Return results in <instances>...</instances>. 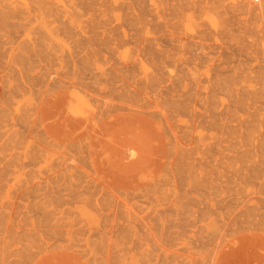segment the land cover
Wrapping results in <instances>:
<instances>
[{
    "label": "rangeland",
    "instance_id": "1",
    "mask_svg": "<svg viewBox=\"0 0 264 264\" xmlns=\"http://www.w3.org/2000/svg\"><path fill=\"white\" fill-rule=\"evenodd\" d=\"M1 1L3 3H1ZM11 1L12 2L15 1L14 5L16 4V6L18 5V7L19 6L20 7L19 8L18 7H14V5H13V3ZM14 1L13 0H4V1L3 0H0V8H1L0 9V86H1L0 87L1 88L0 89V108H1L0 109V142H1L0 143V163H1L0 164V195H1L0 196V200H2V198H3V200L0 201V204H1L0 205V210H1L0 211V215L1 216H5L7 218V220H9V222L11 220V222H10V225H11L10 226V235L12 237H16L13 240V247H14V249L11 246V250H10L11 252H10V256H9V259H10L9 260V264H16V263H18V264H25V263L26 264H35V263L36 264H43V263L49 262L50 260H52V261H50L51 264H63L64 262H65L64 264H71V263L72 264L73 263L74 264L75 263L76 264H80V263L81 264H83V263H87V264L88 263H90V264H105V263H109V262H110L109 264H118L119 263V260H118V255L116 254L117 253V250H116L117 248L114 247V245H112V247L109 246L110 249H111V253H110L109 257L107 256V258H106V254L107 253L105 251H102L101 248H98L99 251H96L95 252V256L92 255V257H93L92 258L91 255H87L86 256V255H83V253H81L80 250L77 251L76 249H82V247H79V246L76 247V244H78V243L79 244L85 243L86 240L93 241V240L96 239L98 241L100 239L101 233L102 232L104 233V230H107L108 231V232H106L108 236L110 235L112 238H114L116 236L115 239L121 240L119 236L120 235L123 236L124 234H122V233H126V232L128 233V230L129 229L130 230H132V229L133 230L140 229L139 222L137 223V226H136V223H132L131 221H129L126 212L130 210L132 214L133 213H136L140 217L143 216L145 214V212H148L147 211L148 208L151 207V206H153V203L155 201V196L156 195H153V193L151 195V192L152 191H147L146 189L149 190V188H153L155 184L153 185V187L151 186V184H153L154 182L155 183L157 182V184H158L157 186H159V189H160V192L157 193V195H159L160 198L162 199V201H164L163 205L161 206L162 208L159 207V208H161V210H164L165 209V212L164 213H169V214L175 215L176 206H174L172 204V202L169 201V199H174L175 197H173V196H177L178 194H181V196H185V197H183L184 200L182 199L183 200V203H184L182 205V209L179 210L182 213L181 212H178L177 217L179 218V216H180V218L179 219L177 218L178 221L176 220L177 222L175 223L176 224V227H177V230H179V231L182 230V231H181V233L179 235H178V233H175L174 234V236H176L177 242L179 240V242L181 241V243H178L177 246H176V244L173 245V246H176V247H173L172 246L173 252H175L177 250L176 252H178V253H175L174 254L173 252H171V253L169 252L168 254L170 256L168 255L169 256V258H168V256L166 257V255H164V252H162L161 249L155 247V245L152 243V241H150V243H152V244H150V248L149 249H152V247H153V249L152 250H149V252H147V250L144 249L141 246V242L139 241V239H134L132 237V234H127V236H124V238H125L126 241L124 240L123 243H121L119 247H123L124 246L125 250L120 251V253L124 252L122 254H125V256L130 257L133 254L139 253L140 250H141L143 252V263L144 264H148V263H150V264H160V263L161 264H163V263L164 264H169L170 261L171 260L173 261L174 258H176V257H178V259L176 261H174V262H177L178 261V263H179L184 258V260L186 259L185 261L183 260V262H185V264H191V262H193V264H199V263L200 264H202V263H205V264H215V263L216 264H218V263L219 264H249V263L250 264L251 263L252 264H264V242H263L264 241L263 240L264 239V215H263L264 214V211H263L264 210V197H263L264 196V181H263L264 180V158H263L264 157V152L262 151V141L264 140V136H263L264 135V132H263L264 131V128H263L264 127V119H263V116H264V0H215V1L214 0H176L177 2L175 0H168V4H171L172 3L173 5L171 4L170 7L168 5L167 13L165 15H162L163 16V19H162V16H156L154 14H152L153 15L152 16L150 12H146V11H142V10L140 12V10H138L135 13L134 11H131V9L128 8V5L124 4V2L126 0H113V1L112 0H110V1L109 0H100V3H99L98 0H70V1L66 0V2H65V0H54V2L53 1L49 2L50 0H45V1L44 0H25L24 2H21L23 0H21V1L20 0H14ZM17 1H18V3H17ZM121 1H123V2H121ZM33 2H35V3H33ZM55 2H57V3H55ZM113 2H114V4H113ZM145 2L148 3V0H146ZM20 3H22V4H20ZM31 3H33L34 5L31 4ZM74 3H77V4L74 5ZM82 3L85 6H82ZM89 3H90V5H89ZM43 4H45V8H44V5ZM60 4H61V7L62 8L59 7ZM62 4L64 5L65 8L62 6ZM48 5L51 6V7H49ZM55 5H57V7ZM68 5H69V7H67ZM113 5H115V6H113ZM121 5H123V6L121 7ZM174 5H175V7L177 9L174 7ZM37 6H39L41 8H38ZM74 6H75V8H74ZM224 6H225L226 9L224 8ZM31 7H32V9H31ZM35 7H36V12H35V9H34ZM17 8L19 9V11H17ZM46 8H47V10H46ZM123 8H124V10H123ZM170 8H171V10H170ZM40 9H41L42 12H45L44 14L47 15V18L50 17L49 19H53V17L49 16L50 14H53L54 17H55V15L57 16V21L55 22V24L57 25L59 23L58 25H61L59 27L57 25V27L59 28V29L58 28L57 29H58V33L60 32L59 33L60 36L62 38H64L65 41H66L65 47L62 44H60V45L57 44L56 45V43L55 42H52V40L50 39V35H48L47 33L43 32L40 29L34 30L35 32H32L28 36V34L24 33V30H23L24 28L19 26V21H20L19 14H21V12L22 13H28V12L30 13L31 12L32 14L35 12L33 14V16H35L36 14L39 15V13H41L40 12ZM74 9H75V11H74ZM172 9L175 10L174 11L175 13L173 12ZM1 10H2V12H1ZM77 10L80 11V12H78ZM92 10H94V11H92ZM176 10H178V11H176ZM26 11H28V12H26ZM83 11H85V13ZM74 12H76V13H74ZM214 12H216V13L214 14ZM132 13H134V14H132ZM72 14L74 15L75 21H74V19H72V17H73ZM90 14H91V16H90ZM111 14H113L116 19ZM79 15L81 17L80 18L81 20H79ZM85 15H87V16L83 18V16H85ZM150 16H152L153 18L150 17ZM164 16H166V17H164ZM61 17L62 18L65 17V18L62 19ZM67 17L69 18V20L67 19ZM87 17L89 18V20L91 22H89V20H88ZM219 17H221V18H219ZM93 18H94V20H93ZM95 18L97 20H99L100 22H98L97 20H95ZM148 18H149V20H148ZM164 18L165 19L167 18V20H168L167 23L165 22L166 20ZM157 19H158V21H157ZM71 21L72 22L73 21L74 22H77V24L76 23H72ZM110 21H111V23H110ZM159 21H161V22H159ZM60 22H61V24H60ZM82 22L85 23V24L83 25ZM71 23L73 25H71ZM87 23H88V25H87ZM116 23H118V24H116ZM120 23H122V24H120ZM53 24L54 23H52L51 25H53ZM138 24L141 27H139ZM142 24H143V26H142ZM120 25H123V26L120 27ZM81 27L84 28V31L85 32L83 31V28H81ZM87 27H89V28H87ZM115 28H117V29L114 30ZM65 29H66V31H65ZM80 29H82L83 32ZM86 30H88V32ZM138 30L140 31V33L138 32ZM150 30H151V33H150ZM154 30H155V32H154ZM37 31H39V32H37ZM75 31L78 34V36L80 35V37H78L77 34H75ZM116 31L118 32V34H117ZM124 31L128 33V38L130 37L129 36V33L130 32H135L136 34H138V35H136V37L140 36V37H138L139 38V40H138L139 43H137V42L136 43L135 42H130V40L125 39L124 34H122V32H124ZM93 32H94V34H92ZM119 32H120V34H119ZM18 33H19V35H18ZM103 33H105V35H103ZM96 34H97V36H96ZM106 34H108V36ZM112 34L115 37V38L113 37V39L110 38V36L112 37ZM223 34H224V36H222ZM37 35H38V37H35ZM83 35H85V36H83ZM116 36H117V38H116ZM31 37H33V40H34L33 42L30 40ZM76 37H77L78 41H77ZM71 38H73L75 42H73V39H71ZM107 38H109V39H107ZM144 38L146 39V40H143L144 42L143 41H140L141 39H144ZM69 39H70V41H68ZM179 39H181V41ZM154 40H155V43H154ZM187 40H188V42H187ZM112 41H113V43H112ZM123 41H124V43H123ZM127 41H129V42H127ZM158 41H159L160 44L158 43ZM69 42H70V44H69ZM116 42H118V43H116ZM141 42H142V44H140ZM133 43H135V44H133ZM78 44H79V46H78ZM132 44L134 45V47H133ZM138 44H140V45H138ZM181 44H182V46H181ZM88 45H90V46H88ZM101 45H102V47H101ZM110 45H111V47H110ZM183 45H185V46H183ZM138 46H139V48H138ZM160 46L161 47L163 46L165 49L161 48ZM18 47H19V49L21 51L18 49ZM37 47H39V48H37ZM199 47H200V49H199ZM13 48H15V50ZM85 48H86V50H85ZM175 48L176 49L178 48V49L176 50ZM205 48H207V49H205ZM54 49H55V52H54ZM90 49H91V51H90ZM106 50H107V52H106ZM196 50L199 51V52H197ZM22 51H25L26 54L23 53ZM85 51H87V53ZM115 52H117V53H115ZM84 53L85 54H88V55L86 56ZM101 53L104 54V56L101 55ZM27 54H29V56ZM39 54H42V55H39ZM70 54H71V56H70ZM72 54H73V56H72ZM173 54H175L176 56H174ZM94 55H97L99 57H97V56L95 57ZM136 55H137V57L138 56L139 57L137 58ZM147 55H149V56H147ZM61 56L63 57V59H61L62 58ZM143 56H145V58ZM179 56H180V58L179 59H176ZM58 57H60L59 58L60 61L58 60ZM84 57H85V59H83ZM38 58H40L41 60L38 59ZM103 58H104V60H103ZM161 58H162V60H161ZM211 58H213V59H211ZM51 59L53 60V63L54 64H52V60ZM96 59H98L99 62H97ZM106 59H107V61H105ZM147 59L149 60V62H148ZM154 59H155V61H154ZM210 59H211V61H210ZM133 60H134V62H133ZM137 60L139 62H137ZM61 61H62L63 64L61 63ZM153 61L155 62V64H154ZM55 62H57V63H55ZM58 62L60 63V66L61 67L59 66ZM106 62H107V64H105ZM85 63H87V64H85ZM116 63H118V64H116ZM44 64H46V65H44ZM111 64H112V66H111ZM73 65L74 66L76 65V66L74 67ZM90 65H91L92 68L90 67ZM92 65H94V66H92ZM151 65L153 66V68L151 67ZM53 66H54V68L56 70L53 68ZM55 66H57V67H55ZM49 67H51V68H49ZM73 67L76 68V69H74ZM156 68H158L159 70L156 69ZM52 69H54V70H52ZM106 69H107V72L108 73L106 72ZM163 69H165V70H163ZM33 70H35V71H33ZM80 70H81V73H77V72H80ZM155 70H156V72H155ZM161 70H162V72H161ZM20 71H21V73H20ZM38 71H40V72H38ZM75 71H76V73H74ZM86 71H88V72L86 73ZM151 71L155 75L152 74ZM58 72H60L62 74L60 75V73H58ZM157 72L158 73L160 72V75L159 76L157 75ZM89 73L90 74H93V75H91V77L93 76L92 79H91V77L88 76ZM103 73L106 74L107 78H105L106 77L105 75L103 77ZM126 73L128 74V76H127ZM36 74H38L39 76L36 75ZM47 74L50 75L52 78H49L50 76H47ZM107 74H109L110 76L112 75L111 76V79H110L109 75H107ZM114 74L117 75L118 78ZM162 74H164V75H162ZM43 75H44V77L45 76L46 77L45 78L42 77ZM151 75H152V78H151ZM177 75H181V76H177ZM63 76H65V77H63ZM73 76H76V77H74L73 80H72V77ZM113 76H115L117 79L115 77H113ZM155 76H157L159 78L157 79V77H155ZM98 77L100 79L102 77L101 81L98 79ZM140 77L141 78L143 77V78L141 79ZM211 77H212V79H211ZM13 78H14V80H13ZM65 78L68 81H66ZM6 79H8V80H6ZM49 79H51V80H49ZM76 79H77V81H76ZM220 79L226 81V82H223L225 84L224 87H223V85H222L223 83H221ZM9 80H11V81H9ZM111 80H113V81H111ZM12 81H15L14 82L15 83L14 84V87H16V88L13 87ZM59 81H61L62 84ZM92 81L93 82L96 81V82L95 83H92ZM117 81H118V83H117ZM128 81H130V82H128ZM28 82L30 84H28ZM46 82L49 83V84H47ZM64 82H66L67 84H65ZM101 82L104 83V84H102ZM138 82H139V85H138ZM63 83L65 84L64 86H63ZM72 83H73V85L76 84V86L74 87L72 85ZM220 83H221V86H219ZM1 84H3L4 86H2ZM8 84H10V85H8ZM37 84H39V86H37ZM94 84H96V86ZM121 84H122V86H120ZM124 84L126 85V87L124 86ZM160 84L161 85L164 84V85L161 86ZM168 84H170V85H168ZM228 84H230L229 85L230 88H228ZM40 85H41V87H40ZM130 85H132V86H130ZM151 85H153V86H151ZM171 85H173V86H171ZM246 85H248V86H246ZM25 86H29V87L27 88ZM32 86H35L36 88L38 87V89H36L35 87L32 88ZM117 86H118V88H116ZM127 86H129V89L127 88ZM82 87L85 88L86 90L83 89ZM159 87H161V88H159ZM225 87H227V88H225ZM12 88H14L15 90L12 89ZM29 88H30V90H29ZM39 88L40 89L43 88V89L42 90H39ZM45 88H47V89H45ZM66 88H68L69 92H68V90H66ZM145 88H146V90H145ZM164 88H167V89H164ZM62 89H64V90H62ZM111 89H112V91H111ZM162 89H164L166 91H164ZM226 89H228L229 92ZM20 90H22V92ZM50 90H51V92H50ZM52 90L54 91L53 92L54 94L52 93ZM61 90L64 93H65V90H66V93L65 94L68 95V93H69V96H66L65 94H63V92ZM115 91H116V93H115ZM139 91H140V93H139ZM162 91H164V92L162 93ZM173 91H175L176 93L173 92ZM20 92L23 95L25 94L24 95L25 98H24V96H22V94H20ZM47 92L48 93L50 92L49 94L50 95L53 94V96H49V94H47ZM56 92H57V94H56ZM61 92H62V94H61ZM83 92L88 93V95L87 94H83ZM91 92H94L96 95L94 93L92 95ZM156 92H158V94ZM28 93L29 94L31 93L33 96H31V94H30V96H26V95H29ZM58 93L61 94V96H60L61 98L60 97L58 98V96L60 95ZM150 93H151V95H150ZM72 94H73V96H72ZM128 94H130V95H128ZM148 94H149V96H148ZM63 95H65V98H64ZM84 95H85V97H84ZM155 95H157V97ZM21 96H22V98H21ZM78 96H81V97L83 96L85 99L87 98L86 99V102H87L86 104L87 105H84L85 106V107H83L84 110H82L81 115L79 114L80 116H82L81 118H80V116L78 114H75L74 113V110H73V107H72V106H75L76 102L74 103V101H77V97ZM14 97H17V98L14 99ZM30 97H31V99H30ZM51 97H53V98H51ZM68 97H70V98H68ZM92 97H94V99ZM158 97H161L162 98V101H164V102L160 101L161 98H158ZM38 98H43V99H41L42 100L41 101ZM56 98H58V100ZM74 98L76 100H74ZM155 98H157L158 100L155 99ZM26 99H28L27 102H26ZM14 100H16V101H14ZM68 100H70L69 102H71V103H69ZM110 100H113V104H112V102ZM58 101H59V103H58ZM66 101H67V103L65 104ZM101 101H102V104H101ZM104 101H105V104H103ZM16 102L17 103L19 102V103L17 104ZM37 102H40V104L37 103ZM24 103H25V106H24ZM55 103H57V105ZM142 103H144V104H142ZM160 103H164V104H160ZM36 104H38V105H36ZM42 104H43V106H42ZM45 104H46V106H44ZM53 104L56 105V106L54 105V107H57L56 109L53 107V109H54V111H55L56 114L54 113L53 109L50 108L51 106H53ZM58 104L61 106V108L63 107V109H65V108H67V109H65V110L61 109L62 110L61 111L60 110V107L58 106ZM69 104L70 105L72 104L70 106L71 108H68L69 106L68 107H64V106H67ZM100 104L102 106H108V107L102 108L101 106H99ZM124 104L125 105L126 104L127 105L129 104V105L128 106L127 105L125 106ZM18 105H19V107H18ZM28 105H30V106H28ZM163 105H164V107H163ZM134 106H135V108H134ZM15 107H16V109H15ZM24 107H25V110H26V108H28L27 111L24 110ZM43 107L44 108L47 107V109H44L43 110L42 109ZM88 107L89 108L91 107V108L89 109ZM93 107L95 109H93ZM128 107H130V108H128ZM153 107L156 108L157 111ZM137 108H139V109H137ZM147 108H148V110H147ZM16 110H17V112H16ZM22 110H24L25 113H20V112H23ZM35 110H37V114H36V112H34ZM50 110L53 111V113ZM57 110L63 116L61 114H59L57 112ZM149 110H151V111H149ZM158 110H160V111H158ZM70 111H73V112H71L72 114L70 113ZM83 111H87V113H89L88 116H87V113L86 112H83ZM108 111H109V113H108ZM125 111H127V112H125ZM131 111L134 112L135 115ZM221 111H222V113H221ZM231 111L234 112V113H232ZM236 111L237 112H240V115ZM252 111H254V112H252ZM259 111H261V112H259ZM49 112H50V116H47V115H49L48 114ZM97 112L100 115H97V114L95 115V113H97ZM106 112H107V114H106ZM57 113L59 114L58 119L61 118L60 120H57V118H56L57 117ZM73 113L75 114V117L73 116L74 115ZM83 113L86 116L83 115ZM137 113H140V115H139L140 118L135 117V116H138ZM22 114H23V117H21ZM52 114H53V116H52ZM54 114H55L56 117L54 116ZM90 114L91 115L93 114L92 115L93 118L91 117V120L93 119L92 121L90 120V118L88 119V117L91 116ZM130 114H133V115H130ZM142 114H143V116H142L143 118L141 119V115ZM33 115H35V116H33ZM144 115H145V117H144ZM220 115H222V116H220ZM83 116H84V119H83ZM119 116H121L123 118V119L120 118L122 121H120ZM128 116H129V119L131 118L130 120L128 119L129 121H131L132 118L134 119V121L132 120V122L134 123V126L132 125L133 123H131V122L129 123V121H126L127 118H128ZM17 117H19V118H17ZM65 117H68V118H65ZM72 117L79 118L80 120L77 121V122H74V118H72ZM100 117L101 118L103 117V118L101 119ZM111 117L113 119L112 120L113 123L111 122ZM41 118H44V119L42 120ZM62 118H65L66 121L67 120L69 121V119H72V120H70L69 121L70 123H69L68 121L67 122L64 121V119H62ZM147 118H149V119H147ZM150 118H152V121H151ZM48 119H51L52 121H50ZM87 119L89 120V122H92V124H93L92 125V129L91 128H87L88 126L89 127L91 126V124L88 125V123H87L88 120ZM143 119L144 120L146 119V120L143 121ZM238 119H240V120H238ZM19 120H20V122H19ZM101 120L104 121V122H102ZM106 120L108 121V123L111 122V124L110 125L108 124V126H107V124H106L107 121ZM137 120H138V122H137ZM147 120H148V122H146ZM241 120H243V121H241ZM254 120H255V122H254ZM21 121H23V122H21ZM25 121H26V123H25ZM98 121H100V122H98ZM118 121H120V122H118ZM45 122H47V123L50 122V125L53 122L52 127L49 126V123H48V125H47V123L45 124ZM85 122H86L87 125L85 124ZM121 122H123V123H121ZM135 122H137V124H135ZM222 122L227 123V124L226 125H223ZM30 123H31V125H29ZM56 123H57V125L55 127L54 124H56ZM71 123H72V128L73 129L71 128ZM94 123H95V125H94ZM116 123H118V124H116ZM120 123L122 124L121 126H123V127L120 126ZM150 123H152L153 125H151ZM229 123H230V125H228ZM254 123H255V125H254ZM65 124H67L68 126L70 125V127H68ZM97 124L100 125L101 127L98 126ZM101 124L103 125V128H105V129L102 128V125ZM138 124H139V130L137 128L138 127L137 126ZM185 124L187 125V128H189V130H186L187 128L185 127L186 126ZM259 124H260V126H258ZM10 125L12 127H14V130H13V128ZM24 125H27V127L29 128V130ZM53 125H54V127H53ZM127 125H129L130 127H133V128H130L129 126H128L129 127L128 128ZM169 125L172 126L170 128L173 129V130H171L169 128ZM261 125H263V126H261ZM32 126H33V128H32ZM43 126H44V128H43ZM45 126H46V128H45ZM97 126L99 127L98 129H100V130L97 129L98 131L95 129ZM16 127H18L19 130H17ZM49 127L51 128V131L52 132L50 131V128ZM65 127H66V129H63ZM82 127L84 129H82ZM93 127H95V128H93ZM108 127L109 128L111 127V128L109 129ZM140 127H142V128H140ZM47 128H49V129H47ZM57 128H60L62 130L61 131L62 134L60 133V130L57 129ZM126 128H127V130H126ZM22 129H24L25 132ZM74 129H76V130H74ZM79 129H82V130L79 131ZM93 129L95 130V132H93L94 131ZM134 129H136V131ZM150 129L151 130L154 129L156 131L154 132V130L151 131ZM1 130H3V131H1ZM36 130H38V132H36ZM47 130H49V132H51L50 134L54 133V134H52V136L55 137L56 139H54L51 135L46 134ZM63 130L65 131L64 133H63ZM128 130H130V131L127 132ZM220 130H222V131H220ZM29 131H31L32 133H30ZM53 131H55V132H53ZM87 131H89V132L91 131V132L88 133ZM100 131L101 132L104 131V133H106V134L102 133V136H100L101 135L100 134L101 133ZM107 131H108V133H107ZM118 131H120V132H118ZM6 132L9 135L6 134ZM17 132L19 134L21 132L20 135L19 134L17 135V136H19V138L15 135V134H17ZM28 132H29V134H28ZM57 132H59V133H57ZM131 132L133 134H131ZM182 132H183V134H182ZM240 132H242V133H240ZM24 133H26V134H24ZM75 133H76V135H75ZM95 133L98 134V136L97 135L95 136ZM226 133L228 134V136H227ZM57 134H59V135H57ZM60 134H61V137L62 138L60 137ZM78 134H82L84 137L82 135H78ZM159 134H161V135H159ZM257 134H260V135H257ZM28 135H29V138H28ZM108 135H109V137H108ZM124 135H126V137ZM147 135L148 136L151 135L150 136L151 139ZM172 135H173L174 138L172 137ZM194 135H196V136H194ZM215 135H217L218 138L215 137ZM79 136H81V140H83L82 141L83 143L81 142L80 138H78ZM132 136H134L135 138L132 137ZM161 136H162L163 141H160L161 140L160 139ZM234 136H236V137H234ZM4 137H6V138H4ZM36 137L39 139V141H38V139ZM48 137H50V139ZM57 137H59V138H57ZM67 137H70V138L67 139ZM101 137H103V138H101ZM189 137H191V138L192 137H195L196 139H191ZM200 137H202V138H200ZM47 138H48V140H47ZM51 138H52V140H55V141H52ZM60 138H61V140H60ZM65 138H66V141H65ZM92 138H93L92 141H94V143L93 142H90ZM256 138L259 139V140H257ZM29 139H30V141H29ZM107 139H110V142L109 143L112 144L113 142L114 143L116 142L117 144L113 145L114 144L113 143L112 144L113 147H112L111 144H109L110 145L109 146V145H107L108 144ZM145 139H146V141H145ZM148 139H149V143L152 142L151 144H153V147H154V149L152 148V150H151V147H150V150L149 151H151V154H150V152L148 153V154L151 155V157L150 156H147V155L145 157L143 156L146 160H147V157H149V159L151 161V165H149V166H148V164L146 162L142 163L145 159H142L141 158L140 160H142V161L141 162L139 161L137 163L138 158H135V156L138 153H140L139 152V149H138V153H137V149H136V147L139 145V142L140 141L147 142ZM158 139H159V141H158ZM165 139H166V141H165ZM232 139H234V141ZM59 140L61 142L64 141L65 143L64 142L63 143H61V142L59 143ZM67 140H69V142L71 141V143H68ZM101 140H103V141L101 142ZM104 140H106V142ZM131 140H133V141L131 142ZM219 140H221V141H219ZM235 140H237V141H235ZM35 141H37V143ZM117 141H119V142H117ZM176 141H178V144L179 145L181 144V145H183L184 148L185 147L187 148V150L189 151L188 152L189 153V156H190L189 159H188V162L190 163V166H188V170L186 172H184V174L181 172L182 174L180 176L178 175V177H177V175L175 176L174 175L175 173H173L169 169V167H168V165H170L169 163H171L172 161H174V158L173 157H175V156L174 155L171 156V158H169L170 159L169 160L170 162H168V158H166V160H165V156H164L166 153L165 154H161V152L158 151L159 150V145H160L159 142H161V145H162V142H163V143H166V144L169 143L167 145L171 146V143L172 142H176ZM200 141H202V142H200ZM230 141H232V143ZM39 142L41 143L42 146L40 145ZM103 142L106 143V144H104ZM122 142H124V143H122ZM154 142L155 143L157 142L158 144L156 143L157 145H155ZM205 142L207 143L206 145L204 144ZM26 143H27V145H26ZM31 143H34V144H31ZM84 143H86V144H84ZM90 143H92L93 146L92 145L91 146L93 147V149L95 148V150H93V149L91 150L92 147L89 145ZM227 143H229V144H227ZM254 143H255V145H254ZM20 144H21V146H20ZM35 144H37L38 146L35 145ZM62 144H64V145H62ZM222 144H224V145H222ZM25 145H26V147H25ZM51 145H53L54 147L53 146L52 147H49ZM80 145H81V147H79ZM98 145H100L99 146L100 148L97 149ZM116 146H118V147H116ZM220 146H221V148H223V150H225L227 152V154L225 153V151L224 152H221L220 151V149H219ZM33 147H34V149H33ZM108 147L110 148V150H112V148H113L115 151L114 152H112L113 150L112 151H109V148ZM13 148H14V150H13ZM53 148L56 149L55 152H57V153L50 152L49 151V150H53L54 151ZM123 148H124V150H123ZM216 148H218V149H216ZM29 149H31V150H29ZM67 149L69 150V153H68V151H66ZM102 149H103V151H102ZM105 149H106V151H104ZM119 149H121V150H119ZM231 149H233V150H231ZM243 149H245V150H243ZM254 149H255V151H254ZM28 150H29V152H28ZM160 150H162V147H160ZM23 151H24V153H23ZM62 151H64V152H62ZM116 151H117V153H116ZM41 152H42V154H41ZM89 152H91V154ZM105 152H107V153H105ZM132 152H133V154H132ZM163 152H165V151L163 150L162 153ZM255 152H258V153L256 154ZM8 153H10V154H8ZM76 153H77V155L79 157L81 156V158H78V156L75 157L76 156L75 155ZM135 153H137V154L135 155ZM23 154H24V156H23ZM27 154H28V157H27ZM57 154L59 155V157L61 156V158H56V157H58ZM115 154H116V156H115ZM222 154H224V155H222ZM18 155L19 156H22V157H19ZM65 155L67 156V158H66ZM92 155H97V156H94V157L95 158L97 157L98 160L95 159ZM103 155L105 157H107V156L108 157L105 158ZM113 156L116 157V158H114V160H115L116 163L118 161L120 163L121 162L122 163L121 164H119V162L117 164L114 163ZM117 156H118L119 160H117ZM127 156H128V158H126ZM159 156H160V159L164 156L162 158V160H164L163 162H162V160L158 159ZM68 157L70 159H68ZM84 157H86V158H84ZM140 157L141 156H139V158ZM155 157H157V158H155ZM199 157H201V158H199ZM5 158H7L8 161H6L7 159H5ZM62 158H63V160H62ZM74 158H76V159H74ZM109 158H110V160H112L111 162H109L110 161ZM60 159H61V161H60ZM106 159H108V160H106ZM134 159L137 160V161H135ZM40 160H41V163H40ZM96 160L99 161V162H97ZM224 160H227V161H224ZM243 160H244V162H243ZM59 161L62 162L63 164L60 163ZM63 161H66V163L63 162ZM93 161L96 162V163L93 164ZM107 161H108V163H107ZM152 161H154L153 163H156V164H152ZM111 163L113 164V166H111L112 165ZM131 163H132V165H130V167H128L129 164H131ZM145 163L147 164V165H144L145 167H149V168H152V169H154L157 166L155 168L156 169L155 171L156 172H159L158 174H160V176H158V179H157V174H155V175L152 176V178H150L148 176L147 178H145L143 180L141 179L139 181L140 178L138 177V175H144V174H146L145 169L143 168V164H145ZM161 163H163L166 168ZM14 164L16 166L15 168H14ZM97 164H99V165L97 166ZM134 164H136V165H134ZM18 165H20V166H18ZM33 165H34V167H33ZM85 165L88 166V167H86ZM92 165L94 167H90ZM116 165H117L116 169L118 171L115 168L113 169V167H115ZM154 165H156V166H154ZM47 166H49V167H47ZM65 166H67V167H65ZM70 166H71V168H70ZM95 166H97V168H99L100 170L97 169ZM104 166L107 169V172L105 171L106 169L103 168ZM118 166H119V168H118ZM135 166L138 168V170L140 169L138 172L135 171L136 170L135 169ZM10 168H12V169L14 168V169L12 170ZM45 168H47V169H45ZM60 168H62V169H60ZM64 168H65V170H64ZM82 168H83V170H81ZM131 168H132V170H131ZM219 168H221V169H219ZM18 169L20 171H22V170L23 171H22L21 176H18L17 177V172L19 171ZM58 169H60L59 171H61V172H59ZM119 169L122 172H120ZM194 169H196V170H194ZM41 170H42L43 173H41ZM108 170H109V173L111 171H113V172L110 173L111 176L109 174H107L108 173ZM221 170H223V171H221ZM12 171H14L13 174L11 173ZM116 171H117V173H115ZM188 171L189 172H192L193 173L192 175H195L196 174V178H192V177L189 178L188 175H187V174H189ZM80 172L82 173V175H81ZM94 172H95V174H94ZM101 172L103 174L102 176L100 174ZM122 173H123V176H122ZM8 174L12 175L13 178L10 177V176L8 177ZM75 174H77V175H75ZM104 174H106V175H104ZM129 174H130V176H129ZM247 174H249V176H247ZM56 175H57L58 178L57 177L55 178ZM29 176H31L32 179ZM73 176H74V178H73ZM78 176H80L81 179H83V181H84L85 184H86L87 181H89V184L91 183V185H90L89 188H85L84 189V192H87L89 194V193H91L93 191H102L103 190L104 192L103 191L102 192L105 195L102 192H100L97 195H95V197H99L100 194H102L103 196L101 195L100 197H102L103 199L104 198H110L111 203L109 205V208L110 209L109 208L103 209L104 210V212L102 211L103 214H101L102 212L100 213V223H98V224H96V225L93 226L95 228V230H93V228H91L90 230H88L89 227L86 226L87 223L85 224V222H81L82 223L81 224L80 221H79L80 220V217H78L77 220H75V223H77V221H79L78 224H75V227L76 228L79 227V229L81 227V229L78 230L80 233L77 231L78 232V237L79 236L80 237H83V238H85V240H83V241L80 242V241H78V239L76 240V238H74V240L76 242L74 240H72V242H71L70 239L67 240L68 235H66V232H64V231H66L69 228V225L67 223V221H68V215H70L72 212H75L76 210H78V207L80 205V202H79L80 197L77 195V193L80 190L82 191L83 190V187L82 188L81 187L78 188L77 185H76L77 181L79 182ZM98 176H100V180L97 181L96 179L99 178ZM103 176L106 177V178L104 177L105 178L104 180H102L103 179L102 178ZM120 176L124 177V179L122 177H120ZM169 176H171V179L169 178ZM186 176H187V178H186ZM26 177L28 178L29 181H27ZM33 177L35 179H33ZM75 177L78 180L75 179ZM126 177H127V180L128 181L127 180L124 181L126 179ZM175 177H176L175 180L177 182L174 180ZM201 177H202V179H201ZM43 178L45 179V181H44ZM107 178H108V181L111 183L110 184L109 182H107V185L108 186H106V180H107ZM166 178H168L169 182H168V180ZM182 178H183V180L185 178L187 180H185V182H184L183 180H181ZM243 178H245V179L243 180ZM21 179H23L24 181L22 180L21 183L19 184V182H20L19 180H21ZM111 179H113V181ZM162 179H163V181H162ZM234 179H236V180H234ZM53 180H54V182H53ZM92 180H94V181H92ZM131 180H133L132 181L133 183L131 182ZM172 180H174V181L172 182ZM217 180H218V183H217ZM237 180H239V182L241 184L239 182H237ZM26 181H27V183H26ZM36 181L38 182L37 184H39V186L36 185V183H35ZM7 182H8V184H9V182H11L10 184L13 183V186L9 184L11 186L10 187L7 184ZM23 182H24V184H23ZM95 182H96L97 185H95ZM127 182L130 183V184L132 183V185H128ZM15 183H18V184H15ZM29 183H30V186L26 187ZM42 183H43V185H42ZM3 184H4V186H3ZM55 184H57L56 185L57 187L55 186ZM133 184L136 185V186H133ZM242 184H243V186H242ZM15 185H17V186H15ZM53 185H54V187H53ZM69 185L70 186L72 185L71 188H70ZM75 185H76V187H75ZM110 185L112 187H110ZM115 185H116L117 188L115 187ZM160 185L163 186V187H161ZM164 185H165V188H164ZM170 185H171V187H170ZM19 186H22V187H19ZM123 186H124L125 189L123 188ZM128 186H130L129 188H131L133 186L132 189L134 187H136L137 189H141L142 188L144 190L142 191V189H141V191H140V190H137L135 188H134L135 190L134 189L131 190V189L128 188ZM139 186H141V188H138ZM178 186H181L183 188L178 187ZM15 187L18 190H20V191L17 192V190H16ZM184 187H186V188H184ZM193 187H194V189L192 190ZM27 188H29V190H27ZM58 188H60V189H58ZM94 188H95V190H94ZM246 188H247V190H246ZM113 189L115 191H113ZM175 189L176 190L178 189L177 190V193H176ZM185 189L188 190L187 193H186V190ZM54 190H56V191H54ZM120 190H121V193H120ZM124 190H125V192L127 191L128 194L125 193V192H123ZM162 190L166 191L167 193L166 192L165 193L161 192ZM170 190L173 191V192H171ZM200 190H201V192H203L202 193L203 196H201V193L199 192ZM225 190H226V193H223V192H225ZM8 191H10L9 194H8ZM134 191H135V193L137 192V194H135ZM178 191H180V192H178ZM182 191H183V193H182ZM71 192H72V194H71ZM73 192L75 193L74 194L75 196L73 195ZM141 192H143V193L146 192L147 195L142 196ZM107 193H109L110 195L107 194ZM111 193L112 194L114 193L113 196H112ZM175 193H176V195H175ZM4 194L6 195L5 198L2 197V196H4ZM35 194L38 195L37 196L38 199L36 198V195ZM118 194H120L121 197ZM12 195L13 196H16L15 197L16 200L13 199L14 197H10ZM23 195H25V196H23ZM33 195H35V196H33ZM60 195H61V197H60ZM148 195H149V197H148ZM187 195H189V196H187ZM225 195H226V197H225ZM20 196H21V198H20ZM146 196H147V198L145 199ZM210 196H211V198L213 200L210 198ZM56 197L58 199L59 198H63L65 200L60 199V201H59L58 199H56ZM167 197L169 198L167 200H168V203L170 205H168V203L166 201V198ZM232 197H233V199H232ZM205 198H207V199H205ZM208 198H210L211 201ZM48 199H49V202H48ZM134 199H137V201L134 200ZM226 199H227V201H226ZM6 200H8L9 202L6 201ZM55 200H58V202L57 201H56L57 203L54 202ZM128 200H130V201H128ZM148 200L153 201V203H151L149 201L150 202V205H149ZM200 200H202L204 203L201 202ZM221 200H222V202H221ZM13 201H15V203ZM32 201H34V203H31ZM41 201H44V202H42L43 204L40 203ZM135 201L137 203H134ZM146 201H147L148 205H146L147 204ZM192 201L194 203H192ZM50 202L51 203L53 202L52 205L54 206L55 210H54V208H52L53 206L50 204ZM140 202L142 203V206L145 208V211H143L144 214L140 211V208H139V206H141V203ZM220 202L222 204H224V206H221L222 204H220ZM22 203L25 204V205H23ZM68 203H69V205H67ZM114 203H115V205H114ZM139 203H140V205H139ZM248 203H249V206L250 207L248 206ZM3 204H5V206H7L9 209L5 208V206ZM11 204H12V207H11ZM16 204H17V206H16ZM33 204L36 205V206H34ZM46 204H48V205H46ZM166 204L168 206H166ZM187 204L189 206H187ZM200 204H202V205H200ZM37 205H39V206L41 205V209L43 211H45V212H43L39 208V206H37ZM44 205H46V208H50V209H46ZM196 205H197V207H199V209H202V212H201V210H199L196 207ZM219 205H220V207H219ZM225 205H226V207H225ZM261 205H262V207H261ZM1 206H2V208H1ZM68 206H69L70 209L68 208ZM137 206H138V208H137ZM172 206H173V208H172ZM183 206H186V207H183ZM192 206H194V207H192ZM229 206H230V208H229ZM251 206H253V207H251ZM167 207H169L170 209L168 208L169 209L168 210ZM205 207H207V208H205ZM227 207L231 211L229 216L226 214V210H228ZM245 207H246L247 210L245 209ZM10 208H12V210ZM37 208H38V210H37ZM59 208H62V209H59ZM135 208H136V211H135ZM184 208H185V210H184ZM188 208L190 210H187ZM238 208H240V209H238ZM241 208H243V209H241ZM72 209H74V211ZM5 210H6L7 213L5 212ZM48 210H50V211H48ZM58 210L59 211L62 210V213L59 212ZM70 210L72 211L71 213H69ZM251 210H253V212ZM257 210H258V212H256ZM46 211L49 212V214ZM149 211H150V208H149ZM220 211L223 213V217L219 215V212ZM56 212L58 214L55 216ZM203 212H204V214L205 213H208L209 215L211 214L210 215L211 217L210 218H207V219L205 218L206 219L205 220L204 219ZM190 213L192 214V216H193L192 218H194V220L187 218V214H190ZM231 213H233V214H231ZM16 214L17 215L19 214L18 215L19 218H18V216ZM43 214H45L46 216L43 215ZM50 214H53L54 216L52 215L53 217H51ZM66 214H67V217H65ZM41 215H43L42 217H44L45 220L41 217ZM236 215H238V216H236ZM194 216H196L197 218L194 217ZM215 216H217V217H215ZM46 217H48V218H46ZM54 217H56L55 219H57L56 220V223H55V221H53V220H55V219H53ZM60 217H62L64 220L62 218H60ZM246 217H248V218H246ZM224 218H226L227 220L224 219ZM31 219H33V220H31ZM40 219H42V221ZM209 219L210 220L211 219H214L218 223V225L221 223L220 224L221 226L219 225V227L221 229L220 231L222 232V230H223L224 232H226V234L223 233V232L222 233L219 232L218 234H216V233L214 234V233H211L210 232V229L204 227L203 224L208 223L207 220L210 221ZM251 219L252 220L255 219V220L252 221ZM22 220H23V222H21ZM180 220L182 221V223L180 222ZM224 220H225V223L222 222ZM250 220H251V222H250ZM30 221H34V222L32 223ZM35 221H36V223H35ZM51 221H53L54 223L53 222L51 223ZM155 221L156 220H154V219L151 220L150 221L151 223H149V225L150 226L152 225L153 227H155L157 225ZM180 223H181V225L183 224L182 227H180L181 226ZM187 223L188 224L191 223L190 226ZM259 223H260V226H259ZM31 224L34 227H36V226L39 227L41 224L43 226L41 225L39 228H37L39 230H37L35 228L36 231H34L35 229H34V227ZM106 224H107V226H106ZM197 224H198V226H196ZM238 224H239V226H238ZM60 225H62V226H60ZM47 227H48V229L46 231V228ZM64 227H66L67 229H64ZM105 227H106V229H104ZM176 227H175V229H176ZM42 228L44 230H41ZM49 228H53V230L55 228L62 229L63 230V233H62L63 235L60 234V233H56V236H54L55 235L54 234L55 231L51 232L52 229L50 230ZM97 228H98V231H97ZM186 228H187V231H186ZM188 228H189V230H188ZM84 229H87V230H84ZM140 230H141L140 232L142 233V237H143V240L142 241L144 242L147 239V236H146V234H144V232L142 231V229H140ZM206 230L209 233V235L207 234ZM44 231L47 234L44 233ZM95 231H97V232H95ZM121 231H124V232H121ZM259 231H261V232L263 231L262 235H258V233H261ZM242 232H244L243 234H245L244 236H246L247 238H245L243 236V234H241ZM252 232H254V233L256 232V233L253 234ZM26 233H28V234L26 235ZM49 233H51V234L49 235ZM90 233H91V235H90ZM103 233H102V235H104ZM204 233L207 234L208 236L207 235H204ZM232 233H234V234H232ZM79 234H81V235H79ZM220 234H222V236ZM229 234H230V236H229ZM52 235H53V237H52ZM58 235H61L60 236L61 238L60 237H57ZM85 235H86V237H85ZM216 235H220V238H219V236H216ZM224 235L226 236V238H224L225 237ZM227 235L229 237H227ZM33 236L35 238H33ZM27 237L30 240L32 239V241L27 240ZM183 237H184V239H183ZM235 237H237V238H235ZM186 238L188 239V242H187ZM50 239H51V241H50ZM56 239H57V241L60 240V242L62 240V243L60 244L59 241H58V243H56L57 242ZM115 239H113V240H115ZM191 239H192V241H191ZM226 239H228V240H226ZM243 239H245V240H243ZM24 240L27 241V242L30 241V243H29L30 245H28L27 242H25ZM54 240H55V243H54ZM183 240H185V241H183ZM232 240L235 241L236 243L233 242ZM44 241H46V242H44ZM66 241L67 242L69 241V242L66 243ZM132 241H134V242H132ZM43 242H44V244H43ZM127 242L130 243V244H128ZM205 242H206V245H208V247L204 244ZM229 242H231L233 244H231ZM72 243L75 244V245H73ZM42 244H43V246H42ZM56 244L57 245L60 244L63 247L60 248ZM64 244H68V245H65V246H67V247H65L66 249H72L74 252L72 250H69L70 252L71 251L73 252V253L71 252V254H70L68 250L65 251L66 249L64 248ZM180 244H182V245H180ZM219 244L221 246H223L224 248L221 247ZM35 245H36V247H35ZM50 245H51V247L53 246L52 249L50 248ZM192 245L194 247V250L193 251L196 252V253H193V254L190 252L193 249ZM55 246H57L56 247L57 249L60 248L58 251L59 252L61 251L60 252L61 254L57 251V249H55ZM69 246H70V248H69ZM74 246L76 247V249H74L75 248ZM231 246H233V247H231ZM249 246H251V247H249ZM23 247H24V250H25L24 252L28 254V258L27 259H25L24 256L22 257ZM187 247L189 249H185ZM36 248H37L38 251H36ZM48 248L51 249V252L49 251L50 249H48ZM226 248L228 250H226ZM237 248H238V250H237ZM249 248H251V249H249ZM255 248H256V250H255ZM110 249H109V251H110ZM196 249H197L198 252L196 251ZM42 250L44 251V254H43V251ZM47 250H48V253H47ZM53 250H55L56 252H58L57 253L58 254L57 256H55V254L52 253V252H54ZM112 250L113 251L115 250V251L113 252ZM134 250H135V252H134ZM188 250H189V252H188ZM75 251H77V252L75 253ZM126 251L128 253H126ZM78 253H81V254H78ZM199 253H200V255H199ZM248 253H249V255H248ZM39 254H40V256H39ZM221 254H222V256H221ZM43 255H44V257L45 256H47V257L49 256V257L48 258H46V257L44 258ZM59 255H61V256L64 255V257H61L60 256L58 258ZM65 255L68 258L71 255L72 258H70V260L71 259L72 260L73 259H76L75 262L74 261H71V263H70L69 260L67 262V259L68 258H66V260L63 261L64 260L63 258H65ZM215 255H217V256H215ZM19 256H21V257H19ZM50 256H52V258H50ZM218 256H220V257H218ZM14 257H16V259H12ZM42 257L44 258V260H43ZM54 257H57V258H54ZM79 257L82 258L81 259L82 262L80 260H79L80 262L78 261ZM181 257H183V258H181ZM37 258H39V260ZM60 258L63 259L62 260L63 263L60 261ZM100 258L104 259L105 261L104 260H101ZM192 258H193V260H192ZM253 258L256 261L253 262ZM106 259H107V261H106ZM187 259L190 261V263H189V261H187ZM214 259H215V262L213 261ZM242 259H243V262H242ZM244 259H245V262H244ZM89 260H92V261H89ZM99 260H101V261H99ZM26 261H28V262H26ZM56 261H58V262H56ZM102 261H104V263ZM147 261H149V262L147 263ZM152 261H153V263H152ZM207 262H209V263H207ZM0 263H2V262H0ZM50 263H48V264H50Z\"/></svg>",
    "mask_w": 264,
    "mask_h": 264
},
{
    "label": "bare ground",
    "instance_id": "2",
    "mask_svg": "<svg viewBox=\"0 0 264 264\" xmlns=\"http://www.w3.org/2000/svg\"><path fill=\"white\" fill-rule=\"evenodd\" d=\"M4 1V0H3ZM14 1V0H13ZM21 1V0H20ZM25 0H23V1H21V2H24ZM45 1V0H44ZM43 1V2H44ZM51 1H53L54 2V0H50L49 2H51ZM68 1H70V0H68ZM99 1V3H100V0H98ZM110 1V0H109ZM113 1V0H112ZM146 0H126L125 2H124V4H126V5H128V8H130L131 9V11H134L135 13H136V11H138V10H140V12H141V10L142 11H146V12H150L151 13V15L152 14H154V15H156V16H162V15H165L166 13H167V10H168V5H169V7H170V5L172 4H168V0H148V3H146L145 2ZM176 1V0H175ZM215 1V0H214ZM12 2V1H11ZM30 2V1H29ZM65 2H66V0H65ZM77 2V1H76ZM79 2V1H78ZM89 2V1H88ZM120 2V1H119ZM121 2H123V1H121ZM177 2V1H176ZM1 3H3L2 1H1ZM13 3V5H14V3H15V1L14 2H12ZM17 3H18V1H17ZM33 3H35V2H33ZM33 3H31V4H33ZM55 3H57V2H55ZM96 3V2H95ZM105 3V2H104ZM186 3V2H185ZM220 3V2H219ZM20 4H22V3H20ZM27 4V3H26ZM37 4V3H36ZM70 4V3H69ZM77 3H74V5H76ZM81 4V3H80ZM113 4H114V2H113ZM180 4V3H179ZM12 5V4H11ZM34 5V4H33ZM40 5V4H39ZM44 5V8H45V4H43ZM50 5V4H49ZM48 5V6H49ZM67 5V4H66ZM89 5H90V3H89ZM106 5V4H105ZM173 5V4H172ZM202 5V4H201ZM9 6V5H8ZM56 7H57V5H55ZM59 6V5H58ZM62 6L64 7V5L62 4ZM82 6H85V5H83V3H82ZM100 6V5H99ZM103 6V5H102ZM113 6H115V5H113ZM118 6V5H117ZM123 5H121V7H122ZM181 6V5H180ZM11 7V6H10ZM9 7V8H10ZM13 7V6H12ZM14 7H18V5L16 6V4L14 5ZM20 7V6H19ZM18 7V8H19ZM29 7V6H28ZM38 8H41V7H39V6H37ZM43 7V6H42ZM49 7H51V6H49ZM60 8H62L61 7V4H60V6H59ZM67 7H69V5L67 6ZM80 7V6H79ZM78 7V8H79ZM112 7V6H111ZM127 7V6H126ZM174 7H175V5H174ZM184 7V6H183ZM214 7V6H213ZM216 7V6H215ZM258 7V6H257ZM5 8V7H4ZM7 8V7H6ZM17 8V11H19V9ZM65 8V7H64ZM71 8V7H70ZM74 8H75V6H74ZM77 8V7H76ZM83 8V7H82ZM81 8V9H82ZM85 8V7H84ZM99 8V7H98ZM101 8V7H100ZM172 8V7H171ZM171 8H170V10H171ZM176 8V7H175ZM223 8V7H222ZM224 8H225V6H224ZM1 9V8H0ZM14 9V8H13ZM26 9V8H25ZM24 9V10H25ZM29 9V8H28ZM31 9H32V7H31ZM35 9V12H36V7L34 8ZM80 9V10H81ZM105 9V8H104ZM177 9V8H176ZM210 9V8H209ZM226 9V8H225ZM3 10V9H2ZM2 10H1V12H2ZM38 10V9H37ZM46 10H47V8H46ZM52 10V9H51ZM57 10V9H56ZM63 10V9H62ZM83 10V9H82ZM123 10H124V8H123ZM173 10V9H172ZM215 10V9H214ZM4 11V10H3ZM15 11V10H14ZM22 11V10H21ZM20 11V12H21ZM31 11V10H30ZM60 11V10H59ZM58 11V12H59ZM74 11H75V9H74ZM78 11V10H77ZM92 11H94V10H92ZM120 11V10H119ZM175 10H173V12H174ZM176 11H178V10H176ZM223 11V10H222ZM26 12H28V11H26ZM33 12V11H32ZM34 12V13H35ZM40 12L41 13H39V15L38 14H36L35 16H33V14L31 13H22L21 12V14H19V16H20V21H19V26L20 27H23L24 29V33H26V34H28V36H29V34H31L32 32H35L34 30H37V29H40V30H42L43 32H45V33H47L48 35H50V39L52 40V42H55L56 43V45L58 44V45H60V44H62V45H64V47H65V44H66V41H65V39L64 38H62L61 36H60V32L58 33V27L59 26H61V25H58V27H57V25L55 24V22L57 21V16L55 15V17H54V15L53 14H50L49 16H51V17H53V19H49V18H47V15L46 14H44L45 12H42L41 11V9H40ZM52 12V11H51ZM54 12V11H53ZM68 12V11H67ZM73 12V11H72ZM78 12H80V11H78ZM77 12V13H78ZM84 13H85V11H83ZM100 12V11H99ZM114 12V11H113ZM123 12V11H122ZM62 13V12H61ZM60 13V14H61ZM74 13H76V12H74ZM73 13V14H74ZM82 13V12H81ZM94 13V12H93ZM145 13V12H144ZM175 13V12H174ZM179 13V12H178ZM216 12H214V14H215ZM28 14V15H27ZM57 14V13H56ZM72 14V15H73ZM83 14V13H82ZM100 14V13H99ZM104 14V13H103ZM132 14H134V13H132ZM139 14V13H138ZM137 14V15H138ZM59 15V14H58ZM62 15V14H61ZM66 15V14H65ZM70 15V14H69ZM76 15V14H75ZM88 15V14H87ZM87 15H85V16H83V18L84 17H86ZM95 15V14H94ZM106 15V14H105ZM113 17H114V15L113 14H111ZM126 15V14H125ZM64 16V15H63ZM90 16H91V14H90ZM89 16V17H90ZM93 16V15H92ZM107 16V15H106ZM122 16V15H121ZM153 16V15H152ZM152 16H150V17H152ZM220 16V15H219ZM69 17V16H68ZM67 17V19L69 20V18ZM76 17V16H75ZM78 17V16H77ZM105 17V16H104ZM108 17V16H107ZM129 17V16H128ZM132 17V16H131ZM138 17V16H137ZM140 17V16H139ZM148 17V16H147ZM164 17H166V16H164ZM183 17V16H182ZM62 18V17H61ZM65 18V17H64ZM64 18H62V19H64ZM81 17H80V15H79V20H81L80 19ZM88 18V17H87ZM115 18V17H114ZM127 18V17H126ZM134 18V17H133ZM153 18V17H152ZM159 18V17H158ZM219 18H221V17H219ZM6 19V18H5ZM18 19V18H17ZM71 19V18H70ZM72 19H74V15H73V17H72ZM77 19V18H76ZM99 19V18H98ZM102 19V18H101ZM116 19V18H115ZM128 19V18H127ZM144 19V18H143ZM162 19H163V16H162ZM165 19V18H164ZM184 19V18H183ZM223 19V18H222ZM78 20V19H77ZM78 20V21H79ZM88 20H89V18H88ZM87 20V21H88ZM93 20H94V18H93ZM95 20H97L96 18H95ZM133 20V19H132ZM131 20V21H132ZM148 20H149V18H148ZM151 20V19H150ZM166 21V23H167V18L165 19ZM17 21V20H16ZM66 21V20H65ZM74 21H75V19H74ZM72 22V23H76L77 24V22ZM83 21V20H82ZM98 22H100L99 20H97ZM113 21V20H112ZM126 21V20H125ZM154 21V20H153ZM152 21V22H153ZM157 21H158V19H157ZM85 22V21H84ZM89 22H91L90 20H89ZM94 22V21H93ZM96 22V21H95ZM123 22V21H122ZM155 22V21H154ZM159 22H161V21H159ZM52 23H54L53 25H51ZM70 23V22H69ZM71 23V25H73ZM80 23V22H79ZM83 23V22H82ZM110 23H111V21H110ZM114 23V22H113ZM135 23V22H134ZM164 23V22H163ZM60 24H61V22H60ZM85 23H83V25H84ZM92 24V23H91ZM116 24H118V23H116ZM115 24V25H116ZM120 24H122V23H120ZM127 24V23H126ZM130 24V23H129ZM144 24V23H143ZM143 24H142V26H143ZM165 24V23H164ZM75 25V24H74ZM87 25H88V23H87ZM86 25V26H87ZM94 25V24H93ZM98 25V24H97ZM111 25V24H110ZM114 25V26H115ZM77 26V25H76ZM90 26V25H89ZM92 26V25H91ZM99 26V25H98ZM105 26V25H104ZM121 26H123V25H120V27ZM133 26V25H132ZM138 26H139V24H138ZM106 27V26H105ZM108 27V26H107ZM113 27V26H112ZM126 27V26H125ZM139 27H141V26H139ZM151 27V26H150ZM158 27V26H157ZM58 28V29H57ZM81 28H83V27H81ZM86 28V27H85ZM87 28H89V27H87ZM134 28V27H133ZM147 28V27H146ZM9 29V28H8ZM78 29V28H77ZM117 28H115L114 30H116ZM158 29V28H157ZM79 30V29H78ZM81 31H82V29H80ZM98 30V29H97ZM100 30V29H99ZM120 30V29H119ZM122 30V29H121ZM166 30V29H165ZM168 30V29H167ZM65 31H66V29H65ZM83 31H84V28H83ZM82 31V32H83ZM87 32H88V30H86ZM103 31V30H102ZM105 31V30H104ZM118 31V30H117ZM116 31V32H117ZM135 31V30H134ZM157 31V30H156ZM220 31V30H219ZM37 32H39V31H37ZM62 32V31H61ZM74 32V31H73ZM85 32V31H84ZM108 32V31H107ZM115 32V31H114ZM113 32V33H114ZM129 32V31H128ZM138 32L140 33V31L138 30ZM144 32V31H143ZM154 32H155V30H154ZM174 32V31H173ZM71 33V32H70ZM150 33H151V30H150ZM178 33V32H177ZM46 34V35H47ZM75 34H77L76 33V31H75ZM92 34H94V32L92 33ZM110 34V33H109ZM117 34H118V32H117ZM119 34H120V32H119ZM122 34H124V37H125V39H127V40H130V42H137V43H139L138 42V40H139V38L138 37H140V36H138V37H136V35H138V34H136L135 32H130L129 33V38H128V33L127 32H122ZM208 34V33H207ZM18 35H19V33H18ZM24 35V34H23ZM22 35V36H23ZM33 35V34H32ZM100 35V34H99ZM103 35H105V33H103ZM107 36H108V34H106ZM145 35V34H144ZM21 36V37H22ZM72 36V35H71ZM77 36H78V34H77ZM83 36H85V35H83ZM90 36V35H89ZM88 36V37H89ZM96 36H97V34H96ZM119 36V35H118ZM143 36V35H142ZM222 36H224V34L222 35ZM226 36V35H225ZM35 37H38V35L37 36H35ZM78 37H80V35L78 36ZM113 34H112V37L110 36V38H112L113 39ZM153 37V36H152ZM66 38V37H65ZM87 38V37H86ZM115 38V37H114ZM116 38H117V36H116ZM156 38V37H155ZM9 39V38H8ZM26 39V38H25ZM44 39V38H43ZM42 39V40H43ZM71 39H73V38H71ZM76 39H77V37H76ZM80 39V38H79ZM102 39V38H101ZM107 39H109V38H107ZM148 39V38H147ZM150 39V38H149ZM173 39V38H172ZM13 40V39H12ZM20 40V39H19ZM32 42L34 41L33 40V37H31V39H30ZM47 40V39H46ZM116 40V39H115ZM143 40H146L145 38L144 39H141L140 41H143ZM180 41H181V39H179ZM224 40V39H223ZM23 41V40H22ZM26 41V40H25ZM37 41V40H36ZM68 41H70V39L68 40ZM77 41H78V39H77ZM109 41V40H108ZM153 41V40H152ZM157 41V40H156ZM227 41V40H226ZM27 42V41H26ZM73 42H75L74 41V39H73ZM83 42V41H82ZM127 42H129V41H127ZM126 42V43H127ZM144 42V41H143ZM147 42V41H146ZM161 42V41H160ZM173 42V41H172ZM179 42V41H178ZM187 42H188V40H187ZM208 42V41H207ZM48 43V42H47ZM46 43V44H47ZM89 43V42H88ZM112 43H113V41H112ZM116 43H118V42H116ZM123 43H124V41H123ZM135 43H133V44H135ZM154 43H155V40H154ZM158 43H159V41H158ZM209 43V42H208ZM19 44V43H18ZM33 44V43H32ZM45 44V45H46ZM53 44V43H52ZM69 44H70V42H69ZM77 44V43H76ZM80 44V43H79ZM79 44H78V46H79ZM115 44V43H114ZM132 44V45H133ZM140 44H142V42L140 43ZM140 44H138V45H140ZM146 44V43H145ZM160 44V43H159ZM35 45V44H34ZM61 45V46H62ZM75 45V44H74ZM109 45V44H108ZM112 45V44H111ZM111 45H110V47H111ZM144 45V44H143ZM21 46V45H20ZM54 46V45H53ZM60 46V47H61ZM76 46V45H75ZM88 46H90V45H88ZM104 46V45H103ZM115 46V45H114ZM180 46V45H179ZM181 46H182V44H181ZM183 46H185V45H183ZM189 46V45H188ZM46 47V46H45ZM49 47V46H48ZM67 47V46H66ZM101 47H102V45H101ZM100 47V48H101ZM113 47V46H112ZM117 47V46H116ZM133 47H134V45H133ZM132 47V48H133ZM161 47V46H160ZM37 48H39V47H37ZM51 48V47H50ZM109 48V47H108ZM136 48V47H135ZM138 48H139V46H138ZM158 48V47H157ZM161 48H163V49H165L163 46L161 47ZM160 48V49H161ZM14 50H15V48H13ZM18 49H19V47H18ZM49 49V48H48ZM96 49V48H95ZM176 49V48H175ZM178 49V48H177ZM176 49V50H177ZM199 49H200V47H199ZM205 49H207V48H205ZM20 50V49H19ZM85 50H86V48H85ZM140 50V49H139ZM144 50V49H143ZM180 50V49H179ZM192 50V49H191ZM202 50V49H201ZM21 51V50H20ZM88 51V50H87ZM87 51H85L86 53H87ZM90 51H91V49H90ZM197 51V50H196ZM23 53H25V51H22ZM54 52H55V49H54ZM106 52H107V50H106ZM197 52H199V51H197ZM35 53V52H34ZM37 53V52H36ZM115 53H117V52H115ZM162 53V52H161ZM26 54V53H25ZM43 54V53H42ZM42 54H39V55H42ZM59 54V53H58ZM57 54V55H58ZM85 54V53H84ZM95 54V53H94ZM108 54V53H107ZM142 54V53H141ZM151 54V53H150ZM164 54V53H163ZM168 54V53H167ZM198 54V53H197ZM203 54V53H202ZM206 54V53H205ZM204 54V55H205ZM219 54V53H218ZM28 56H29V54H27ZM38 55V56H39ZM49 55V54H48ZM60 55V54H59ZM58 55V56H59ZM76 55V54H75ZM86 56L88 55V54H85ZM101 55H103L104 56V54H102L101 53ZM145 55V54H144ZM155 55V54H154ZM174 56H176L175 54H173ZM208 55V54H207ZM222 55V54H221ZM37 56V57H38ZM56 56V55H55ZM70 56H71V54H70ZM72 56H73V54H72ZM82 56V55H81ZM95 57L97 56V55H94ZM146 56V55H145ZM145 56H143L144 58H145ZM147 56H149V55H147ZM157 56V55H156ZM36 57V58H37ZM62 57V56H61ZM80 57V56H79ZM97 57H99V56H97ZM102 57V56H101ZM110 57V56H109ZM136 57H137V55H136ZM139 57V56H138ZM137 57V58H138ZM197 57V56H196ZM206 57V56H205ZM209 57V56H208ZM21 58V57H20ZM29 58V57H28ZM41 58V57H40ZM40 58H38V59H40ZM60 57H58V60L60 61V59H59ZM74 58V57H73ZM72 58V59H73ZM150 58V57H149ZM167 58V57H166ZM174 58V57H173ZM180 58V56L178 57V58H176V59H179ZM30 59V58H29ZM53 59V58H52ZM51 59V60H52ZM61 59H63V57L61 58ZM83 59H85V57L83 58ZM168 59V58H167ZM183 59V58H182ZM186 59V58H185ZM188 59V58H187ZM193 59V58H192ZM204 59V58H203ZM211 59H213V58H211ZM211 59H210V61H211ZM224 59V58H223ZM41 60V59H40ZM103 60H104V58H103ZM148 60V59H147ZM161 60H162V58H161ZM166 60V59H165ZM63 61V60H62ZM62 61H61V63H62ZM74 61V60H73ZM89 61V60H88ZM96 61L97 62H99V60L98 59H96ZM105 61H107V59L105 60ZM104 61V62H105ZM154 61H155V59H154ZM153 61V62H154ZM183 61V60H182ZM192 61V60H191ZM215 61V60H214ZM223 61V60H222ZM32 62V61H31ZM93 62V61H92ZM95 62V61H94ZM101 62V61H100ZM118 62V61H117ZM133 62H134V60H133ZM137 62H139L138 60H137ZM142 62V61H141ZM148 62H149V60H148ZM152 62V61H151ZM10 63V62H9ZM55 63H57V62H55ZM77 63V62H76ZM96 63V62H95ZM103 63V62H102ZM110 63V62H109ZM136 63V62H135ZM158 63V62H157ZM164 63V62H163ZM175 63V62H174ZM51 64V63H50ZM52 64H54L53 63V60H52ZM58 64H59V66H60V63L58 62ZM63 64V63H62ZM85 64H87V63H85ZM105 64H107V62L105 63ZM116 64H118V63H116ZM141 64V63H140ZM152 64V63H151ZM154 64H155V62H154ZM159 64V63H158ZM199 64V63H198ZM21 65V64H20ZM44 65H46V64H44ZM56 65V64H55ZM104 65V64H103ZM157 65V64H156ZM177 65V64H176ZM63 66V65H62ZM74 66V65H73ZM76 66V65H75ZM74 66V67H75ZM92 66H94V65H92ZM111 66H112V64H111ZM141 66V65H140ZM164 66V65H163ZM172 66V65H171ZM170 66V67H171ZM174 66V65H173ZM180 66V65H179ZM199 66V65H198ZM48 67V66H47ZM55 67H57V66H55ZM61 67V66H60ZM73 67V68H74ZM90 67H91V65H90ZM96 67V66H95ZM94 67V68H95ZM103 67V66H102ZM151 67L153 68V66L151 65ZM161 67V66H160ZM21 68V67H20ZM40 68V67H39ZM49 68H51V67H49ZM53 68H54V66H53ZM92 68V67H91ZM90 68V69H91ZM109 68V67H108ZM113 68V67H112ZM180 68V67H179ZM212 68V67H211ZM37 69V68H36ZM35 69V70H36ZM55 69V68H54ZM54 69H52V70H54ZM66 69V68H65ZM74 69H76V68H74ZM78 69V68H77ZM97 69V68H96ZM156 69H158V68H156ZM167 69V68H166ZM237 69V68H236ZM32 70V69H31ZM35 70H33V71H35ZM56 70V69H55ZM63 70V69H62ZM114 70V69H113ZM159 70V69H158ZM163 70H165V69H163ZM230 70V69H229ZM228 70V71H229ZM249 70V69H248ZM247 70V71H248ZM46 71V70H45ZM79 71V70H78ZM95 71V70H94ZM154 71V70H153ZM211 71V70H210ZM2 72V71H1ZM38 72H40V71H38ZM37 72V73H38ZM42 72V71H41ZM50 72V71H49ZM52 72V71H51ZM56 72V71H55ZM54 72V73H55ZM64 72V71H63ZM88 71H86V73H87ZM91 72V71H90ZM106 72H107V69H106ZM118 72V71H117ZM124 72V71H123ZM122 72V73H123ZM152 72V71H151ZM155 72H156V70H155ZM161 72H162V70H161ZM237 72V71H236ZM20 73H21V71H20ZM58 73H60V72H58ZM74 73H76V71L74 72ZM77 73H81V70H80V72H77ZM97 73V72H96ZM108 73V72H107ZM113 73V72H112ZM225 73V72H224ZM253 73V72H252ZM40 74V73H39ZM51 74V73H50ZM57 74V73H56ZM62 73H60V75H61ZM64 74V73H63ZM111 74V73H110ZM127 74V73H126ZM125 74V75H126ZM152 74H154L153 72H152ZM173 74V73H172ZM182 74V73H181ZM31 75V74H30ZM36 75H38V74H36ZM59 75V74H58ZM91 75H93V74H90L89 73V77H91ZM104 75L106 76V74H104L103 73V77H104ZM107 75H109V74H107ZM115 75V74H114ZM155 75V74H154ZM157 75L159 76L160 75V72L158 73L157 72ZM162 75H164V74H162ZM188 75V74H187ZM186 75V76H187ZM216 75V74H215ZM32 76V75H31ZM34 76V75H33ZM39 76V75H38ZM47 76H50V75H48L47 74ZM68 76V75H67ZM112 76V75H111ZM111 76L109 75V77H110V79H111ZM115 76H117V75H115ZM115 76H113V77H115ZM127 76H128V74H127ZM167 76V75H166ZM177 76H181V75H177ZM185 76V77H186ZM194 76V75H193ZM254 76V75H253ZM42 77H44V75L42 76ZM46 77V76H45ZM44 77V78H45ZM63 77H65V76H63ZM74 77H76V76H73L72 77V80H73V78ZM83 77V76H82ZM93 77V76H92ZM92 77H91V79H92ZM95 77V76H94ZM108 77V78H109ZM135 77V76H134ZM155 77H157V76H155ZM170 77V76H169ZM260 77V76H259ZM7 78V77H6ZM10 78V77H9ZM49 78H52L51 76L49 77ZM62 78V77H61ZM69 78V77H68ZM105 78H107V76L105 77ZM116 78V77H115ZM117 78H118V76H117ZM116 78V79H117ZM131 78V77H130ZM137 78V77H136ZM135 78V79H136ZM141 78V77H140ZM143 78V77H142ZM141 78V79H142ZM145 78V77H144ZM150 78V77H149ZM151 78H152V75H151ZM159 77H157V79H158ZM172 78V77H171ZM182 78V77H181ZM254 78V77H253ZM3 79V78H2ZM5 79V78H4ZM11 79V78H10ZM63 79V78H62ZM95 79V78H94ZM98 79L101 81V79H102V77H101V79L98 77ZM109 79V80H110ZM126 79V78H125ZM211 79H212V77H211ZM222 79V78H221ZM220 79V81H221V83H223V82H226L225 80H221ZM6 80H8V79H6ZM12 80V79H11ZM11 80H9V81H11ZM13 80H14V78H13ZM25 80V79H24ZM49 80H51V79H49ZM61 80V79H60ZM65 80H66V78H65ZM96 80V79H95ZM129 80V79H128ZM140 80V79H139ZM170 80V79H169ZM252 80V79H251ZM4 81V80H3ZM16 81V80H15ZM15 81H12V83H13V87H14V82ZM66 81H68V80H66ZM71 81V80H70ZM76 81H77V79H76ZM75 81V82H76ZM94 81V80H93ZM92 81V83H95V82H93ZM98 81V80H97ZM99 81V82H100ZM111 81H113V80H111ZM119 81V80H118ZM118 81H117V83H118ZM135 81V80H134ZM138 81V80H137ZM153 81V80H152ZM163 81V80H162ZM219 81V80H218ZM2 82V81H1ZM24 82V81H23ZM49 82V81H48ZM59 82H61V81H59ZM73 82V81H72ZM98 82V83H99ZM128 82H130V81H128ZM142 82V81H141ZM168 82V81H167ZM178 82V81H177ZM205 82V81H204ZM249 82V81H248ZM18 83V82H17ZM16 83V84H17ZM47 83V82H46ZM65 84H67L66 82H64ZM63 83V86L65 85ZM86 83V82H85ZM102 83V82H101ZM106 83V82H105ZM108 83V82H107ZM116 83V82H115ZM134 83V82H133ZM136 83V82H135ZM154 83V82H153ZM174 83V82H173ZM221 83H220V85L219 86H221ZM247 83V82H246ZM4 84V83H3ZM3 84H1L2 86H4ZM25 84V83H24ZM28 84H30L29 82H28ZM47 84H49V83H47ZM61 84H62V82H61ZM102 84H104V83H102ZM137 84V83H136ZM141 84V83H140ZM176 84V83H175ZM217 84V83H216ZM8 85H10V84H8ZM23 85V84H22ZM27 85V84H26ZM34 85V84H33ZM42 85V84H41ZM41 85H40V87H41ZM72 85H73V83H72ZM71 85V86H72ZM95 86H96V84H94ZM101 85V84H100ZM135 85V84H134ZM138 85H139V82H138ZM147 85V84H146ZM154 85V84H153ZM153 85H151V86H153ZM161 85V84H160ZM164 85V84H163ZM163 85H161V86H163ZM168 85H170V84H168ZM223 85V87L225 86V84L223 83L222 84ZM229 85L230 84H228V88H230L229 87ZM239 85V84H238ZM17 86V85H16ZM37 86H39V84H37ZM48 86V85H47ZM74 87L76 86V84L75 85H73ZM80 86V85H79ZM98 86V85H97ZM120 86H122V84L120 85ZM124 86L126 87V85L124 84ZM130 86H132V85H130ZM166 86V85H165ZM171 86H173V85H171ZM170 86V87H171ZM246 86H248V85H246ZM1 87V86H0ZM7 87V86H6ZM24 87V86H23ZM25 87H29V86H25ZM35 86H32V88H34ZM218 87V86H217ZM14 88H16V87H14ZM14 88H12V89H14ZM26 88V89H27ZM36 88V87H35ZM48 88V87H47ZM47 88H45V89H47ZM61 88V87H60ZM73 88V87H72ZM83 88V87H82ZM110 88V87H109ZM112 88V87H111ZM116 88H118V86L116 87ZM120 88V87H119ZM127 88L129 89V86H127ZM159 88H161V87H159ZM175 88V87H174ZM225 88H227V87H225ZM1 89V88H0ZM19 89V88H18ZM36 89H38V87L36 88ZM43 89V88H42ZM42 89H40L39 88V90H42ZM51 89V88H50ZM74 89V88H73ZM76 89V88H75ZM83 89H85V88H83ZM127 89V90H128ZM164 89H167V88H164ZM164 89H162V90H164ZM220 89V88H219ZM15 90V89H14ZM23 90V89H22ZM22 90H20L21 92H22ZM29 90H30V88H29ZM62 90H64V89H62ZM61 90V91H62ZM66 90H68V88H66ZM66 90H65V93H66ZM71 90V89H70ZM77 90V89H76ZM80 90V89H79ZM86 90V89H85ZM94 90V89H93ZM100 90V89H99ZM120 90V89H119ZM118 90V91H119ZM134 90V89H133ZM145 90H146V88H145ZM149 90V89H148ZM227 91H228V89H226ZM230 90V89H229ZM11 91V90H10ZM13 91V90H12ZM32 91V90H31ZM30 91V92H31ZM75 91V90H74ZM73 91V92H74ZM78 91V90H77ZM109 91V90H108ZM107 91V92H108ZM111 91H112V89H111ZM159 91V90H158ZM164 91H166V90H164ZM164 91H162V93L164 92ZM17 92V91H16ZM20 92V94H22ZM50 92H51V90H50ZM49 92V93H50ZM54 91L52 90V93H53ZM58 92V91H57ZM57 92H56V94H57ZM60 92V91H59ZM63 92V91H62ZM62 92H61V94H62ZM68 92H69V90H68ZM67 92V93H68ZM81 92V91H80ZM90 92V91H89ZM114 92V91H113ZM112 92V93H113ZM128 92V91H127ZM138 92V91H137ZM173 92H175V91H173ZM229 92V91H228ZM18 93V92H17ZM48 92H47V94H49ZM51 93V94H52ZM64 92H63V94H65ZM76 93V92H75ZM79 93V92H78ZM92 93V95H93V93L94 92H91ZM115 93H116V91H115ZM139 93H140V91H139ZM148 93V92H147ZM146 93V94H147ZM157 94H158V92H156ZM176 93V92H175ZM222 93V92H221ZM10 94V93H9ZM29 94V93H28ZM31 94V93H30ZM30 94L29 95H26V96H30ZM54 94V93H53ZM53 94L52 95H50L49 94V96H53ZM58 94H60V93H58ZM61 94L58 96V98L61 96ZM71 94V93H70ZM80 94V93H79ZM82 94V93H81ZM83 94H87L88 95V93H86V92H83ZM95 94V93H94ZM145 94V95H146ZM25 95V94H24ZM23 94H22V96H24ZM36 95V94H35ZM45 95V94H44ZM43 95V96H44ZM66 96H69V93H68V95L67 94H65ZM65 95H63L64 96V98H65ZM96 95V94H95ZM128 95H130V94H128ZM150 95H151V93H150ZM13 96V95H12ZM22 96H21V98H22ZM31 96H33L32 94H31ZM37 96V95H36ZM39 96V95H38ZM42 96V97H43ZM55 96V95H54ZM62 96V97H63ZM72 96H73V94H72ZM141 96V95H140ZM148 96H149V94H148ZM156 97H157V95H155ZM48 97V96H47ZM84 97H85V95H84ZM83 96L81 97V96H78L77 97V101H74V103L76 102V104H75V106H72L73 107V110H74V113L75 114H80L81 115V113H82V110H84L83 109V107H85L84 105H87L86 103V99L84 98ZM88 97V96H87ZM95 97V96H94ZM94 97H92L93 99H94ZM97 97V96H96ZM151 97V96H150ZM154 97V96H153ZM162 97V96H161ZM161 97H158V98H161ZM213 97V96H212ZM15 98H17V97H14V99ZM24 98H25V96H24ZM29 98V97H28ZM44 98V97H43ZM43 98H38V99H43ZM49 98V97H48ZM51 98H53V97H51ZM58 98H56L57 100H58ZM61 98V97H60ZM67 98V97H66ZM68 98H70V97H68ZM99 98V97H98ZM114 98V97H113ZM30 99H31V97H30ZM55 99V100H56ZM106 99V98H105ZM131 99V98H130ZM142 99V98H141ZM145 99V98H144ZM150 99V98H149ZM155 99H157V98H155ZM212 99V98H211ZM13 100V99H12ZM27 100L28 99H26V102H27ZM50 100V99H49ZM53 100V99H52ZM74 100H76L75 98H74ZM146 100V99H145ZM158 100V99H157ZM14 101H16V100H14ZM42 101V100H41ZM46 101V100H45ZM44 101V102H45ZM48 101V100H47ZM54 101V100H53ZM60 101V100H59ZM59 101H58V103H59ZM70 100H68V102H69ZM93 101V100H92ZM111 102H112V104H113V100H110ZM160 101H162V98H161V100ZM3 102V101H2ZM22 102V101H21ZM25 102V103H26ZM56 102V101H55ZM97 102V101H96ZM110 102V103H111ZM132 102V101H131ZM153 102V101H152ZM155 102V101H154ZM162 102H164V101H162ZM241 102V101H240ZM17 103V102H16ZM19 103V102H18ZM17 103V104H18ZM25 103H24V106H25ZM37 103H39L40 104V102H37ZM48 103V102H47ZM54 103V102H53ZM64 103V102H63ZM62 103V104H63ZM67 103V101L65 102V104ZM69 103H71V102H69ZM73 103V102H72ZM122 103V102H121ZM134 103V102H133ZM139 103V102H138ZM157 103V102H156ZM21 104V103H20ZM44 104V103H43ZM43 104H42V106H43ZM56 105H57V103H55ZM55 104H53V106H51L50 108H52L53 109V107H54V105ZM61 104V105H62ZM101 104H102V101H101ZM99 105V106H101L102 108H104V107H108V106H102V105ZM103 104H105V101L103 102ZM142 104H144V103H142ZM160 104H164V103H160ZM228 104V103H227ZM235 104V103H234ZM239 104V103H238ZM14 105V104H13ZM34 105V104H33ZM36 105H38V104H36ZM35 105V106H36ZM50 105V104H49ZM55 105V106H56ZM72 105V104H71ZM70 104L69 105H67V106H64V107H68V108H71L70 106H71ZM74 105V104H73ZM90 105V104H89ZM88 105V106H89ZM125 105V104H124ZM127 105V104H126ZM125 105V106H126ZM129 105V104H128ZM127 105V106H128ZM139 105V104H138ZM237 105V104H236ZM17 106V105H16ZM27 106V105H26ZM28 106H30V105H28ZM41 106V105H40ZM41 106V107H42ZM44 106H46V104L44 105ZM58 106L60 107V110L61 109H63V107L61 108V106L58 104ZM63 106V105H62ZM93 106V105H92ZM91 106V107H92ZM98 106V107H99ZM249 106V105H248ZM256 106V105H255ZM18 107H19V105H18ZM22 107V106H21ZM20 107V108H21ZM49 107V106H48ZM90 107V108H91ZM139 107V106H138ZM162 107V106H161ZM163 107H164V105H163ZM12 108V107H11ZM33 108V107H32ZM31 108V109H32ZM49 108V109H50ZM55 109L57 108V107H54ZM87 108V107H86ZM85 108V109H86ZM89 108V107H88ZM89 108V109H90ZM101 108V109H102ZM128 108H130V107H128ZM134 108H135V106H134ZM141 108V107H140ZM144 108V107H143ZM152 108V107H151ZM154 108V107H153ZM1 109V108H0ZM15 109H16V107H15ZM14 109V110H15ZM23 109V108H22ZM27 109L28 108H26V110H25V107H24V110L25 111H27ZM43 110L44 109H47V107L46 108H42ZM65 109H67V108H65ZM65 109H63V110H65ZM93 109H95L94 107H93ZM111 109V108H110ZM137 109H139V108H137ZM142 109V108H141ZM155 110H156V108H154ZM158 109V108H157ZM162 109V108H161ZM215 109V108H214ZM238 109V108H237ZM248 109V108H247ZM24 110H22L23 112H20V113H25V111ZM59 110V109H58ZM57 110V112L59 113V111ZM71 110V109H70ZM100 110V109H99ZM108 110V109H107ZM147 110H148V108H147ZM146 110V111H147ZM152 110V109H151ZM151 110H149V111H151ZM154 110V111H155ZM242 110V109H241ZM47 111V110H46ZM49 111V110H48ZM51 111V110H50ZM53 111H54V109H53ZM53 111H51L52 113H53ZM62 111V110H61ZM60 111V112H61ZM93 111V110H92ZM102 111V110H101ZM110 111V110H109ZM109 111H108V113H109ZM157 111V110H156ZM158 111H160V110H158ZM198 111V110H197ZM206 111V110H205ZM224 111V110H223ZM243 111V110H242ZM6 112V111H5ZM8 112V111H7ZM16 112H17V110H16ZM34 112H36V114H37V110H35ZM65 112V111H64ZM71 112H73V111H70V113ZM83 112H86L87 113V111H83ZM125 112H127V111H125ZM132 112V111H131ZM194 112V111H193ZM196 112V111H195ZM200 112V111H199ZM232 112V111H231ZM237 112V111H236ZM252 112H254V111H252ZM259 112H261V111H259ZM14 113V112H13ZM27 113V112H26ZM30 113V112H29ZM33 113V112H32ZM39 113V112H38ZM46 113V112H45ZM54 113H55V111H54ZM57 113V117L55 116V114H54V116L57 118V120H60V119H58V117H59V114H61V113H59L58 114ZM68 113V112H67ZM73 113V114H74ZM100 113V112H99ZM112 113V112H111ZM134 115H135V113L134 112H132ZM201 113V112H200ZM208 113V112H207ZM221 113H222V111H221ZM232 113H234V112H232ZM237 113H239V115H240V112H237ZM263 113V112H262ZM35 114V115H36ZM49 115H47V116H50V112L48 113ZM72 114V113H71ZM75 114L73 115L74 117H75ZM88 114L89 113H87V116H88ZM100 115V114H98V112L97 113H95V115ZM106 114H107V112H106ZM114 114V113H113ZM133 114H130V115H133ZM150 114V113H149ZM176 114V113H175ZM251 114V113H250ZM258 114V113H257ZM35 115H33V116H35ZM41 115V114H40ZM45 115V114H44ZM62 115V114H61ZM65 115V114H64ZM79 115V116H80ZM83 115H85L84 113H83ZM91 115V114H90ZM93 115V114H92ZM92 115L91 116H89L88 117V119L90 118V120H91V117H92ZM102 115V114H101ZM111 115V114H110ZM121 115V114H120ZM137 115L138 116H135V117H138V118H140L139 117V115H140V113H137ZM249 115V114H248ZM261 115V114H260ZM263 115V114H262ZM31 116V115H30ZM38 116V115H37ZM52 116H53V114H52ZM63 116V115H62ZM66 116V115H65ZM72 116V115H71ZM78 116V117H79ZM86 116V115H85ZM143 116V114L141 115V119L143 118L142 117ZM168 116V115H167ZM166 116V117H167ZM202 116V115H201ZM206 116V115H205ZM209 116V115H208ZM213 116V115H212ZM220 116H222V115H220ZM229 116V115H228ZM237 116V115H236ZM250 116V115H249ZM248 116V117H249ZM14 117V116H13ZM20 117V116H19ZM19 117H17V118H19ZM21 117H23V114H22V116ZM27 117V116H26ZM74 117H72V118H74ZM82 116H80V118H81ZM108 117V116H107ZM144 117H145V115H144ZM179 117V116H178ZM198 117V116H197ZM227 117V116H226ZM251 117V116H250ZM32 118V117H31ZM38 118V117H37ZM65 118H68V117H65ZM65 118H62V119H64V121H66L65 120ZM93 118V117H92ZM101 118V117H100ZM103 118V117H102ZM101 118V119H102ZM120 118H122L121 116H119V119ZM223 118V117H222ZM260 118V117H259ZM23 119V118H22ZM42 120L44 119V118H41ZM40 119V120H41ZM83 119H84V116H83ZM86 119V118H85ZM87 119V120H88ZM97 119V118H96ZM106 119V118H105ZM123 119V118H122ZM129 119V116H128V118H127V120L126 121H129L128 120ZM137 119V118H136ZM147 119H149V118H147ZM151 119V121H152V118H150ZM177 119V118H176ZM209 119V118H208ZM232 119V118H231ZM263 119H264V116H263ZM12 120V119H11ZM21 120V119H20ZM20 120H19V122H20ZM24 120V119H23ZM34 120V119H33ZM37 120V119H36ZM48 120H50V121H52L51 119H48ZM70 120H72V119H69V121ZM80 119L79 118H74V122H77V121H79ZM93 120V119H92ZM91 120V121H92ZM98 120V119H97ZM109 120V119H108ZM112 117H111V122H112ZM132 120L134 121V119L132 118ZM132 120L131 121H129V123L131 122V123H133L132 122ZM140 120V119H139ZM146 120V119H145ZM144 119H143V121H145ZM162 120V119H161ZM223 120V119H222ZM238 120H240V119H238ZM245 120V119H244ZM27 121V120H26ZM26 121H25V123H26ZM47 121V120H46ZM54 121V120H53ZM63 121V122H64ZM68 121V120H67ZM66 121V122H67ZM68 121V122H69ZM84 121V120H83ZM102 121V120H101ZM107 121V120H106ZM105 121V122H106ZM120 121H122L121 119H120ZM120 121H118V122H120ZM136 121V120H135ZM179 121V120H178ZM241 121H243V120H241ZM257 121V120H256ZM6 122V121H5ZM4 122V123H5ZM17 122V121H16ZM21 122H23V121H21ZM44 122V121H43ZM95 122V121H94ZM98 122H100V121H98ZM102 122H104V121H102ZM110 122V121H109ZM111 122L110 123H108V121L106 122V124H107V126H108V124L110 125L111 124ZM124 122V121H123ZM123 122H121V123H123ZM137 122H138V120H137ZM137 122H135V124H137ZM140 122V121H139ZM146 122H148V120L146 121ZM173 122V121H172ZM240 122V121H239ZM254 122H255V120H254ZM14 123V122H13ZM28 123V122H27ZM35 123V122H34ZM47 122H45V124H46ZM49 123V126L50 127H52V124H53V122H52V124L50 125V122H48ZM48 123H47V125H48ZM62 123V122H61ZM70 123V122H69ZM88 125L89 124H91V126L89 127H87V128H91L92 129V122H89V120H88ZM113 123V122H112ZM120 123V126L122 125ZM128 123V124H129ZM153 123V122H152ZM152 123H150L151 125H153ZM223 123V125H226L227 123H224V122H222ZM231 123V122H230ZM230 123L228 124V125H230ZM233 123V122H232ZM246 123V122H245ZM16 124V123H15ZM23 124V123H22ZM43 124V123H42ZM41 124V125H42ZM44 124V125H45ZM75 124V123H74ZM85 124H86V122H85ZM103 124V123H102ZM101 124V125H102ZM116 124H118V123H116ZM149 124V123H148ZM238 124V123H237ZM7 125V124H6ZM29 125H31V123L29 124ZM35 125V124H34ZM33 125V126H34ZM46 125V126H47ZM55 125V127H56V125H57V123L56 124H54ZM54 125H53V127H54ZM65 125H67V124H65ZM87 125V124H86ZM94 125H95V123H94ZM98 125V124H97ZM133 126H134V123L132 124ZM186 125V124H185ZM215 125V124H214ZM227 125V126H228ZM254 125H255V123H254ZM11 126V125H10ZM26 128H28L27 127V125H24ZM33 126H32V128H33ZM46 126H45V128H46ZM68 126V125H67ZM98 126H100V125H98ZM93 127V128H95L96 130L99 128V127ZM129 125H127V127H128ZM138 127V130H139V124L137 125ZM142 126V125H141ZM155 126V125H154ZM159 126V125H158ZM194 126V125H193ZM197 126V125H196ZM235 126V125H234ZM258 126H260V124L258 125ZM261 126H263V125H261ZM8 127V126H7ZM12 127V126H11ZM49 127V128H50ZM68 127H70V125L68 126ZM101 127V126H100ZM121 127H123V126H121ZM130 127V126H129ZM128 127V128H129ZM136 127V126H135ZM170 127H172L171 125H169V128ZM186 128H187V125L185 126ZM243 127V126H242ZM251 127V126H250ZM6 128V127H5ZM4 128V129H5ZM13 128V130H14V127H12ZM17 128V130H19L18 129V127H16ZM36 128V127H35ZM38 128V127H37ZM43 128H44V126H43ZM42 128V129H43ZM49 128H47V129H49ZM71 128H72V123H71ZM70 128V129H71ZM102 128H103V125H102ZM109 128V127H108ZM111 128V127H110ZM109 128V129H110ZM130 128H133V127H130ZM140 128H142V127H140ZM185 128V129H186ZM246 128V127H245ZM264 128V127H263ZM9 129V128H8ZM31 129V128H30ZM53 129V128H52ZM57 129H59L60 130V133L62 134V130L60 129V128H57ZM63 129H66V127L65 128H63ZM73 129V128H72ZM82 129H84L83 127H82ZM82 129H79V131L80 130H82ZM103 129H105V128H103ZM161 129V128H160ZM171 129V128H170ZM175 129V128H174ZM191 129V128H190ZM260 129V128H259ZM258 129V130H259ZM22 130H24V129H22ZM28 130H29V128H28ZM39 130V129H38ZM38 130H36V132H38ZM46 130V129H45ZM54 130V129H53ZM74 130H76V129H74ZM94 130V129H93ZM98 130H100V129H98ZM97 130V131H98ZM102 130V129H101ZM126 130H127V128H126ZM131 130V129H130ZM130 130H128L127 132H129ZM135 131H136V129H134ZM137 130V131H138ZM151 130V129H150ZM154 130V129H153ZM153 130H151V131H153ZM164 130V129H163ZM171 130H173V129H171ZM177 130V129H176ZM186 130H189V128H187ZM197 130V129H196ZM195 130V131H196ZM205 130V129H204ZM1 131H3V130H1ZM35 131V130H34ZM50 131H51V128H50ZM72 131V130H71ZM86 131V130H85ZM110 131V130H109ZM113 131V130H112ZM134 131V132H135ZM156 130H154V132H155ZM158 131V130H157ZM168 131V130H167ZM183 131V130H182ZM207 131V130H206ZM220 131H222V130H220ZM262 131V130H261ZM11 132V131H10ZM19 132V131H18ZM17 132V134H15L16 136L19 134ZM24 132H25V130H24ZM30 133H32L31 131H29ZM29 132H28V134H29ZM48 132V133H47ZM47 132H46V134H48V135H51L52 136V134H54V133H52V134H50L51 132H49V130H47ZM53 132H55V131H53ZM65 131L63 130V133H64ZM67 132V131H66ZM82 132V131H81ZM88 133H90L89 131H87ZM93 132H95V130L93 131ZM92 132V133H93ZM101 132V131H100ZM106 132V131H105ZM118 132H120V131H118ZM122 132V131H121ZM166 132V131H165ZM210 132V131H209ZM264 132V131H263ZM57 133H59V132H57ZM72 133V132H71ZM98 133V132H97ZM102 133H104V131L103 132H101L100 134V136H102ZM107 133H108V131H107ZM136 133V132H135ZM139 133V132H138ZM160 133V132H159ZM170 133V132H169ZM176 133V132H175ZM179 133V132H178ZM207 133V132H206ZM240 133H242V132H240ZM6 134H8L7 132H6ZM20 134H21V132H20ZM19 134V135H20ZM24 134H26V133H24ZM61 134H60V137H61ZM104 134H106V133H104ZM103 134V135H104ZM131 134H133L132 132H131ZM174 134V133H173ZM177 134V133H176ZM180 134V133H179ZM182 134H183V132H182ZM194 134V133H193ZM227 134V133H226ZM9 135V134H8ZM57 135H59V134H57ZM75 135H76V133H75ZM78 135H82V134H78ZM89 135V134H88ZM98 136V134H96L95 133V136ZM159 135H161V134H159ZM188 135V134H187ZM206 135V134H205ZM209 135V134H208ZM257 135H260V134H257ZM38 136V135H37ZM42 136V135H41ZM55 136V135H54ZM66 136V135H65ZM83 136V135H82ZM106 136V135H105ZM125 137H126V135H124ZM131 136V135H130ZM148 136V135H147ZM151 136V135H150ZM150 136H148V137H150ZM170 136V135H169ZM193 136V135H192ZM194 136H196V135H194ZM204 136V135H203ZM220 136V135H219ZM226 136V135H225ZM227 136H228V134H227ZM256 136V135H255ZM262 136V135H261ZM264 136V135H263ZM18 138H19V136H17ZM53 137V136H52ZM71 137V136H70ZM70 137H67V139L68 138H70ZM73 137V136H72ZM84 137V136H83ZM108 137H109V135H108ZM132 137H134V136H132ZM172 137H173V135H172ZM185 137V136H184ZM199 137V136H198ZM210 137V136H209ZM215 137H217V135H215ZM224 137V136H223ZM234 137H236V136H234ZM4 138H6V137H4ZM28 138H29V135H28ZM35 138V137H34ZM37 138V137H36ZM41 138V137H40ZM49 139H50V137H48ZM48 138H47V140H48ZM54 139H56L55 137H53ZM57 138H59V137H57ZM62 138V137H61ZM61 138H60V140H61ZM78 138H80V140H81V136H79ZM87 138V137H86ZM101 138H103V137H101ZM115 138V137H114ZM119 138V137H118ZM117 138V139H118ZM135 138V137H134ZM141 138V137H140ZM146 138V137H145ZM153 138V137H152ZM155 138V137H154ZM165 138V137H164ZM174 138V137H173ZM172 138V139H173ZM189 138H191V137H189ZM188 138V139H189ZM200 138H202V137H200ZM213 138V137H212ZM218 138V137H217ZM252 138V137H251ZM38 139V138H37ZM46 139V138H45ZM73 139V138H72ZM77 139V138H76ZM84 139V138H83ZM98 139V138H97ZM150 139H151V137H150ZM160 141H163V139H162V136L160 137ZM176 139V138H175ZM191 139H196L195 137H192ZM199 139V138H198ZM225 139V138H224ZM228 139V138H227ZM255 139V138H254ZM257 139V138H256ZM3 140V139H2ZM28 140V139H27ZM44 140V139H43ZM42 140V141H43ZM51 140H52V138H51ZM50 140V141H51ZM59 140V143L61 142ZM78 140V139H77ZM89 140V139H88ZM93 140V138L91 139V141L90 142H93L94 143V141H92ZM112 140V139H111ZM115 140V139H114ZM233 141H234V139H232ZM242 140V139H241ZM252 140V139H251ZM257 140H259V139H257ZM12 141V140H11ZM19 141V140H18ZM29 141H30V139H29ZM28 141V142H29ZM38 141H39V139H38ZM52 141H55V140H52ZM65 141H66V138H65ZM83 140H81V142H82ZM86 141V140H85ZM84 141V142H85ZM98 141V140H97ZM103 140H101V142H102ZM105 142H106V140H104ZM107 141H108V144L107 145H109V144H111V143H109L110 142V139H107ZM113 141V140H112ZM133 140H131V142H132ZM145 141H146V139H145ZM145 141H140L139 142V147L137 146L136 147V149H137V153H138V149H139V152L140 153H135V155L137 156H135V158H138V161L137 160H135V161H137V163L140 161H142V160H140L141 158L142 159H145L144 157L147 155V156H150L151 157V151H149L150 150V147H151V150H152V148L154 149V147H153V144H151V143H149V139H148V143L147 142H145ZM151 141V140H150ZM153 141V140H152ZM155 141V140H154ZM158 141H159V139H158ZM165 141H166V139H165ZM171 141V140H170ZM185 141V140H184ZM199 141V140H198ZM219 141H221V140H219ZM227 141V140H226ZM235 141H237V140H235ZM244 141V140H243ZM255 141V140H254ZM262 141V140H261ZM36 143H37V141H35ZM47 142V141H46ZM64 142V141H63ZM63 142H61V143H63ZM67 142L68 143H71V141L69 142V140H67ZM66 142V143H67ZM79 142V141H78ZM80 142V143H81ZM100 142V141H99ZM117 142H119V141H117ZM121 142V141H120ZM135 142V141H134ZM193 142V141H192ZM191 142V143H192ZM200 142H202V141H200ZM231 143H232V141H230ZM1 143V142H0ZM40 143V142H39ZM48 143V142H47ZM52 143V142H51ZM57 143V142H56ZM65 143V142H64ZM75 143V142H74ZM83 143V142H82ZM97 143V142H96ZM104 143V142H103ZM114 143V142H113ZM112 143V144H113ZM122 143H124V142H122ZM157 143V142H156ZM155 142H154V144L155 145H157ZM160 143V145H159V150L158 151H160L161 152V154H165L164 156H165V160H166V158H168V162H170L169 160V158H171V156H175V157H173L174 158V161H172L171 163H169L170 165H168V167H169V169L173 172V173H175L174 175L176 176L177 175V177H178V175L180 176L182 173L184 174V172H186L187 170H188V166H190V163L188 162V159H189V151L187 150V148L185 147H183V145H179L178 144V141H176V142H172L171 143V146H169V145H167V144H169V143H163L162 142V145H161V142H159ZM218 143V142H217ZM222 143V142H221ZM31 144H34V143H31ZM84 144H86V143H84ZM83 144V145H84ZM98 144V143H97ZM104 144H106V143H104ZM103 144V145H104ZM111 144V145H112ZM115 144H117L116 142L113 144V145H115ZM130 144V143H129ZM190 144V143H189ZM200 144V143H199ZM205 145L207 144L206 142L204 143ZM227 144H229V143H227ZM237 144V143H236ZM261 144V143H260ZM8 145V144H7ZM14 145V144H13ZM26 145H27V143H26ZM26 145H25V147H26ZM35 145H37V144H35ZM40 145H41V143H40ZM44 145V144H43ZM62 145H64V144H62ZM82 145V144H81ZM81 145L79 146V147H81ZM90 146L92 145V143H90L89 144ZM96 145V144H95ZM94 145V146H95ZM102 145V144H101ZM113 145H112V147H113ZM193 145V144H192ZM202 145V144H201ZM210 145V144H209ZM221 145V144H220ZM222 145H224V144H222ZM241 145V144H240ZM239 145V146H240ZM254 145H255V143H254ZM20 146H21V144H20ZM24 146V145H23ZM32 146V145H31ZM38 146V145H37ZM42 146V145H41ZM53 145H51V146H49V147H52ZM76 146V145H75ZM87 146V145H86ZM93 146V145H92ZM91 146V147H92ZM100 145H98V147H97V149L98 148H100L99 147ZM106 146V145H105ZM110 146V145H109ZM120 146V145H119ZM126 146V145H125ZM130 146V145H129ZM136 146V145H135ZM186 146V145H185ZM199 146V145H198ZM204 146V145H203ZM16 147V146H15ZM47 147V146H46ZM48 147V148H49ZM54 147V146H53ZM58 147V146H57ZM68 147V146H67ZM90 147V148H91ZM107 147V146H106ZM111 147V148H112ZM115 147V146H114ZM116 147H118V146H116ZM160 147H162V150H160ZM190 147V146H189ZM223 147V146H222ZM230 147V146H229ZM228 147V148H229ZM241 147V146H240ZM245 147V146H244ZM250 147V146H249ZM32 148V147H31ZM38 148V147H37ZM70 148V147H69ZM87 148V147H86ZM103 148V147H102ZM109 148V147H108ZM107 148V149H108ZM122 148V147H121ZM131 148V147H130ZM219 148V147H218ZM218 148H216V149H218ZM234 148V147H233ZM251 148V147H250ZM253 148V147H252ZM256 148V147H255ZM21 149V148H20ZM33 149H34V147H33ZM40 149V148H39ZM51 149V148H50ZM54 149V151L53 150H49L50 152H55L56 151V149L55 148H53ZM61 149V148H60ZM74 149V148H73ZM80 149V148H79ZM88 149V148H87ZM93 149V147L91 148V150ZM156 149V148H155ZM220 151L221 152H224L225 150H223V148H221V146H220ZM226 149V148H225ZM242 149V148H241ZM13 150H14V148H13ZM29 150H31V149H29ZM29 150H28V152H29ZM41 150V149H40ZM39 150V151H40ZM72 150V149H71ZM90 150V151H91ZM93 150H95V148L93 149ZM100 150V149H99ZM113 150V151H112ZM112 150H110V148H109V151H112V152H114L115 150L112 148ZM119 150H121V149H119ZM123 150H124V148H123ZM165 151V152H163L162 153V151ZM231 150H233V149H231ZM238 150V149H237ZM243 150H245V149H243ZM257 150V149H256ZM20 151V150H19ZM48 151V150H47ZM66 151H68V153H69V150L67 149ZM73 151V150H72ZM77 151V150H76ZM97 151V150H96ZM102 151H103V149H102ZM104 151H106V149L104 150ZM219 151V152H220ZM254 151H255V149H254ZM261 151V150H260ZM262 151L264 152V140L262 141ZM9 152V151H8ZM44 152V151H43ZM62 152H64V151H62ZM78 152V151H77ZM92 152V151H91ZM91 152H89L90 154H91ZM94 152V151H93ZM99 152V151H98ZM108 152V151H107ZM107 152H105V153H107ZM125 152V151H124ZM136 152V151H135ZM150 152V154H148ZM191 152V151H190ZM7 153V152H6ZM23 153H24V151H23ZM46 153V152H45ZM55 153H57V152H55ZM74 153V152H73ZM95 153V152H94ZM93 153V154H94ZM102 153V152H101ZM104 153V154H105ZM116 153H117V151H116ZM225 153L227 154V152L225 151ZM224 153V154H225ZM256 154L258 153V152H255ZM8 154H10V153H8ZM12 154V153H11ZM41 154H42V152H41ZM61 154V153H60ZM71 154V153H70ZM86 154V153H85ZM110 154V153H109ZM113 154V153H112ZM132 154H133V152H132ZM141 154V155H140ZM201 154V153H200ZM224 154H222V155H224ZM237 154V153H236ZM58 155V154H57ZM63 155V154H62ZM67 155V154H66ZM65 155V156H66ZM76 156L75 157H77L78 155H77V153L75 154ZM106 155V154H105ZM111 155V154H110ZM114 155V154H113ZM119 155V154H118ZM206 155V154H205ZM219 155V154H218ZM231 155V154H230ZM233 155V154H232ZM19 156V155H18ZM23 156H24V154H23ZM31 156V155H30ZM46 156V155H45ZM86 156V155H85ZM93 157L94 156H97V155H92ZM104 156V155H103ZM102 156V157H103ZM115 156H116V154H115ZM121 156V155H120ZM139 156H141L140 158H139ZM144 156V157H143ZM161 156V155H160ZM160 156H159V158L158 159H160ZM163 156V157H164ZM19 157H22V156H19ZM27 157H28V154H27ZM105 157V156H104ZM108 157V156H107ZM107 157H105V158H107ZM162 157V158H163ZM243 157V156H242ZM8 158V157H7ZM7 158H5V159H7ZM24 158V157H23ZM56 158H61V156L59 157V155H58V157H56ZM66 158H67V156H66ZM78 158H81V156L79 157L78 156ZM84 158H86V157H84ZM95 158V157H94ZM114 158H116V157H114L113 156V161H114V163H116L115 162V160H114ZM123 158V157H122ZM126 158H128V156L126 157ZM155 158H157V157H155ZM162 158L160 159V160H162ZM199 158H201V157H199ZM203 158V157H202ZM206 158V157H205ZM264 158V157H263ZM42 159V158H41ZM68 159H70L69 157H68ZM74 159H76V158H74ZM89 159V158H88ZM95 159H97V157L95 158ZM221 159V158H220ZM226 159V158H225ZM237 159V158H236ZM17 160V159H16ZM57 160V159H56ZM62 160H63V158H62ZM93 160V159H92ZM98 160V159H97ZM96 160V161H97ZM102 160V159H101ZM106 160H108V159H106ZM109 160H110V158H109ZM117 160H119V158H118V156H117ZM116 160V161H117ZM156 160V159H155ZM255 160V159H254ZM259 160V159H258ZM6 161H8V159L6 160ZM28 161V160H27ZM48 161V160H47ZM60 161H61V159H60ZM59 161V162H60ZM80 161V160H79ZM112 160H110L109 162H111ZM134 161V162H135ZM159 161V160H158ZM164 160H162V162H163ZM202 161V160H201ZM224 161H227V160H224ZM253 161V160H252ZM45 162V161H44ZM63 162H65L66 163V161H63ZM69 162V161H68ZM74 162V161H73ZM76 162V161H75ZM92 162V161H91ZM97 162H99V161H97ZM103 162V161H102ZM119 162V161H118ZM117 162V163H118ZM130 162V161H129ZM144 162H146L147 164H148V166L149 165H151V161H150V159H149V157H147V160L145 159L142 163H144ZM149 162V163H148ZM154 161H152V164H156V163H153ZM167 162V161H166ZM209 162V161H208ZM239 162V161H238ZM243 162H244V160H243ZM5 163V162H4ZM15 163V162H14ZM21 163V162H20ZM19 163V164H20ZM40 163H41V160H40ZM60 163H62V162H60ZM59 163V164H60ZM78 163V162H77ZM94 163H96V162H94L93 161V164ZM104 163V162H103ZM107 163H108V161H107ZM113 163V162H112ZM111 163V164H112ZM116 163V164H117ZM122 163V162H121ZM120 162H119V164H121ZM136 163V162H135ZM136 163V164H137ZM143 164V168L145 169V172H146V174H144V175H138V177L140 178L139 179V181L142 179H145V178H147L148 176L150 177V178H152V176L153 175H155V174H157V179H158V176H160V174H158L159 172H156L155 170V168L157 167L156 165H154V166H156L154 169H152V168H149V167H145L144 165H147V164ZM174 163V164H173ZM206 163V162H205ZM228 163V162H227ZM240 163V162H239ZM251 163V162H250ZM262 163V162H261ZM1 164V163H0ZM24 164V163H23ZM63 164V163H62ZM102 164V163H101ZM110 164V163H109ZM136 164H134V165H136ZM159 164V163H158ZM161 164H163V163H161ZM167 164V163H166ZM214 164V163H213ZM248 164V163H247ZM263 164V163H262ZM35 165V164H34ZM34 165H33V167H34ZM43 165V164H42ZM65 165V164H64ZM81 165V164H80ZM79 165V166H80ZM99 164H97V166H98ZM115 165V164H114ZM130 165H132V163L131 164H129V166L128 167H130ZM164 165V164H163ZM162 165V166H163ZM187 165V166H186ZM232 165V164H231ZM255 165V164H254ZM18 166H20V165H18ZM31 166V165H30ZM78 166V167H79ZM86 166V165H85ZM97 166H95L96 168H97ZM102 166V165H101ZM111 166H113V164L111 165ZM225 166V165H224ZM16 166H15V164H14V168H15ZM24 167V166H23ZM47 167H49V166H47ZM65 167H67V166H65ZM86 167H88V166H86ZM90 167H94L93 165L92 166H90ZM110 167V166H109ZM116 167H117V165L115 166V167H113V169L115 168L116 169ZM132 167V166H131ZM164 167H165V165H164ZM192 167V166H191ZM205 167V166H204ZM216 167V166H215ZM240 167V166H239ZM13 168V169H14ZM70 168H71V166H70ZM81 168V167H80ZM103 168H105V166L103 167ZM111 168V167H110ZM109 168V169H110ZM118 168H119V166H118ZM166 168V167H165ZM238 168V167H237ZM10 169H12V168H10ZM12 169V170H13ZM21 169V168H20ZM27 169V168H26ZM45 169H47V168H45ZM60 169H62V168H60ZM60 169H58V171L60 170ZM67 169V168H66ZM86 169V168H85ZM97 169H99V168H97ZM96 169V170H97ZM102 169V168H101ZM106 169V168H105ZM112 169V168H111ZM134 169V168H133ZM135 171H139L138 170V168L135 166ZM143 169V170H144ZM164 169V168H163ZM219 169H221V168H219ZM223 169V168H222ZM4 170V169H3ZM19 170V169H18ZM17 170V171H18ZM25 170V169H24ZM52 170V169H51ZM64 170H65V168H64ZM71 170V169H70ZM81 170H83V168L81 169ZM100 170V169H99ZM98 170V171H99ZM103 170V169H102ZM117 170V169H116ZM131 170H132V168H131ZM191 170V169H190ZM194 170H196V169H194ZM224 170V169H223ZM223 170H221V171H223ZM231 170V169H230ZM23 171V170H22ZM22 171H18L17 172V177L18 176H21V174H22ZM28 171V170H27ZM56 171V170H55ZM89 171V170H88ZM95 171V170H94ZM106 172H107V169L105 170ZM111 171V170H110ZM118 171V170H117ZM117 171L115 172V173H117ZM119 171H120V169H119ZM204 171V170H203ZM13 172L14 171H12L11 173L13 174ZM26 172V171H25ZM57 172V171H56ZM59 172H61V171H59ZM58 172V173H59ZM72 172V171H71ZM97 172V171H96ZM105 172V173H106ZM111 172H113V171H111ZM110 172V173H111ZM120 172H122V171H120ZM182 172V173H181ZM189 172V171H188ZM195 172V171H194ZM247 172V171H246ZM10 173V174H11ZM16 173V172H15ZM41 173H43L42 172V170H41ZM69 173V172H68ZM78 173V172H77ZM81 173V172H80ZM86 173V172H85ZM109 173V170H108V173L107 174H109L110 176H111V174ZM130 173V172H129ZM4 174V173H3ZM10 174H8V177L10 176V177H12V175H10ZM37 174V173H36ZM79 174V173H78ZM93 174V173H92ZM91 174V175H92ZM94 174H95V172H94ZM101 174V176L103 175L102 174V172L100 173ZM193 173L192 172H189V174H187L188 175V177L189 178H196V174L195 175H192ZM239 174V173H238ZM237 174V175H238ZM39 175V174H38ZM59 175V174H58ZM75 175H77V174H75ZM81 175H82V173H81ZM90 175V174H89ZM98 175V174H97ZM104 175H106V174H104ZM108 175V176H109ZM117 175V174H116ZM119 175V174H118ZM186 175V174H185ZM200 175V174H199ZM242 175V174H241ZM14 176V175H13ZM93 176V175H92ZM122 176H123V173H122ZM122 176H120V177H122ZM125 176V175H124ZM129 176H130V174H129ZM134 176V175H133ZM163 176V175H162ZM247 176H249V174H247ZM28 177V176H27ZM26 177V179H27V181H29L28 180V178ZM30 178H31V176H29ZM41 177V176H40ZM57 177V175L55 176V178ZM94 177V176H93ZM99 178H97L96 180L98 181V180H100V176H98ZM105 176H103L102 178V180H104L105 178H104ZM114 177V176H113ZM207 177V176H206ZM224 177V176H223ZM222 177V178H223ZM13 178V177H12ZM29 178V179H30ZM37 178V177H36ZM58 178V177H57ZM61 178V177H60ZM63 178V177H62ZM67 178V177H66ZM73 178H74V176H73ZM78 178H79V182L77 181V183H76V185H77V187L78 188H82L83 187V190L81 191L80 189V191L77 193V195L80 197V200H79V202H80V205H79V207H78V210H76L75 212H72L71 210L69 211V213H71L70 215H68V221H67V223H68V225H69V228L67 229L66 227H64V229H67L66 231H64V232H66V235H68V238H67V240H71V242H72V240H74V238H76V240L78 239V241H83V240H85V238H83V237H78V230H80L81 229V227H80V229H79V227H75V224H78V222L80 221V223L81 222H85V224H86V226H88L89 227V229L88 230H90L91 228H93V230H95V228L93 227L94 225H96V224H98V223H100V213L103 211L104 212V210L103 209H107V208H109V205H110V203H111V200H110V198H102V197H100L102 194H100V196L99 197H95V195H97L98 193H100V192H102V191H93V192H91V193H87V192H84V189L85 188H89L90 187V185H91V183L89 184V181H87L86 182V184L84 183V181H83V179H81V177L80 176H78ZM109 178V177H108ZM108 178H107V180H106V186H108L107 185V182H109L108 181ZM111 178V177H110ZM123 179H124V177H122ZM169 178L171 179V176H169ZM186 178H187V176H186ZM184 179L183 180V178L181 179V180H183L184 182H185V180H187V179ZM188 178V179H189ZM8 179V178H7ZM10 179V178H9ZM25 179V178H24ZM32 179V178H31ZM33 179H35L34 177H33ZM44 179V178H43ZM42 179V180H43ZM75 179H77L76 177H75ZM87 179V178H86ZM94 179V178H93ZM135 179V178H134ZM133 179V180H134ZM156 179V180H157ZM167 180H168V178H166ZM176 179V177L174 178V180ZM201 179H202V177H201ZM245 178H243V180H244ZM23 179H21V180H19L20 182H19V184L21 183V181H22ZM56 180V179H55ZM78 180V179H77ZM95 180V181H96ZM110 180V179H109ZM112 181H113V179H111ZM127 180V177H126V179L124 180V181H126ZM130 180V179H129ZM133 180H131V182L133 181ZM165 180V179H164ZM174 180H172V182L174 181ZM234 180H236V179H234ZM233 180V181H234ZM260 180V179H259ZM6 181V180H5ZM24 181V180H23ZM27 181H26V183H27ZM32 181V180H31ZM38 181V180H37ZM35 182L36 183V185H38L39 186V184H37L38 182ZM41 181V180H40ZM39 181V182H40ZM44 181H45V179H44ZM47 181V180H46ZM52 181V180H51ZM64 181V180H63ZM86 181V180H85ZM92 181H94V180H92ZM123 181V180H122ZM128 181V180H127ZM135 181V180H134ZM158 181V180H157ZM162 181H163V179H162ZM176 181V180H175ZM264 181V180H263ZM53 182H54V180H53ZM66 182V181H65ZM104 182V181H103ZM161 182V181H160ZM168 182H169V180H168ZM171 182V181H170ZM177 182V181H176ZM182 182V181H181ZM237 182H239V180H237ZM5 183V182H4ZM11 182H9V184H10ZM34 183V184H35ZM52 183V182H51ZM60 183V182H59ZM110 183V182H109ZM133 183V182H132ZM132 183L130 184V183H128L127 182V184L128 185H132ZM137 183V182H136ZM179 183V182H178ZM188 183V182H187ZM186 183V184H187ZM197 183V182H196ZM217 183H218V180H217ZM240 183V182H239ZM7 184H8V182H7ZM8 184V185H9ZM15 184H18V183H15ZM23 184H24V182H23ZM33 184V185H34ZM47 184V183H46ZM61 184V183H60ZM66 184V183H65ZM111 184V183H110ZM115 184V183H114ZM135 184V183H134ZM133 184V186H136V185H134ZM150 184V183H149ZM148 184V185H149ZM155 184V185H154ZM169 184V183H168ZM180 184V183H179ZM193 184V183H192ZM212 184V183H211ZM234 184V183H233ZM236 184V183H235ZM241 184V183H240ZM244 184V183H243ZM243 184H242V186H243ZM10 185H12L13 186V183L12 184H10ZM9 185V186H10ZM42 185H43V183H42ZM50 185V184H49ZM48 185V186H49ZM57 184H55V186H56ZM67 185V184H66ZM76 185H75V187H76ZM95 185H97L96 184V182H95ZM113 185V184H112ZM122 185V184H121ZM153 185H154V187H153ZM158 184H157V182L155 183H153V184H151V186L153 187V188H149V190L148 189H146L147 191H152L151 192V195H152V193H153V195H156L155 196V201H154V203H153V201H150V200H148V202L150 201L151 203H153V206H151V207H149L150 208V211H149V208H148V212H145V214L143 213V211H145V208L142 206V203H141V206H139L140 205V203H139V208H140V211L144 214L143 216H139L138 214H136V213H131V211L129 210V211H127L126 212V214H127V217H128V219H129V221H131L132 223H136V226H137V223L139 222V225H140V229H142V231L144 232V234H146V236H147V239L143 242L142 240H143V237H142V233L140 232L141 230L140 229H135V230H128V233L126 232V233H122V234H124L123 236H119L120 237V239L122 240H118V239H115V237L114 238H112L110 235L108 236L107 235V233L106 232H108L107 230H104V235H102V233H101V235H100V239L97 241L96 239V241L95 240H93V241H88V240H86V242L85 243H81V244H76V247L77 246H79V247H82V249H76V247L74 248V249H76L77 251L78 250H80V252L81 253H83V255H91V257H92V255L93 256H95V252L96 251H99V249L98 248H101L102 249V251H105L107 254H106V258H107V256L109 257V255H110V253H111V249H110V247L109 246H111L112 247V245H114V247H116L117 249V255H118V260H119V263L118 264H144L143 263V252L140 250V252L139 253H137V254H133L132 256H130V257H127V256H125V254H122V253H124V252H122V253H120V251H123V250H125V248H124V246L123 247H119L120 246V244L121 243H123V241L125 240V238H124V236H127V234H132V237L134 238V239H139V241L141 242V246L144 248V249H146L147 250V252H149V250H152L153 249V247H152V249H149L150 248V244H154L155 245V247L156 248H159V249H161L162 250V252H164V255H166V257L169 255L168 253L170 252H173V250H172V246L173 245H175L176 244V246L178 245V243H181V241L179 242V240H178V242H177V240H176V236H174V234L175 233H178V235L181 233V231H179V230H177V227H176V222L178 221L177 220V215H178V212H181V211H179L180 209H182V205L184 204L183 203V197H185V196H181V194H178L177 196H173V197H175L174 199H169L168 197L166 198V201H167V203H168V200L167 199H169V201H171L172 202V204L174 205V206H176V212H175V215H173V214H169V213H164L165 212V209L164 210H161V206L163 205V203H164V201H162V199L160 198V196L159 195H157V193H159L160 192V189H159V186H157ZM198 185V184H197ZM205 185V184H204ZM3 186H4V184H3ZM15 186H17V185H15ZM28 186H30V183L26 186V187H28ZM70 186V185H69ZM72 186V185H71ZM71 186H70V188H71ZM119 186V185H118ZM132 186V187H133ZM142 186V185H141ZM141 186H139L138 188H141ZM161 186V185H160ZM168 186V185H167ZM166 186V187H167ZM175 186V185H174ZM189 186V185H188ZM187 186V187H188ZM11 187V186H10ZM19 187H22V186H19ZM33 187V186H32ZM52 187V186H51ZM53 187H54V185H53ZM57 187V186H56ZM67 187V186H66ZM105 187V186H104ZM110 187H112L111 185H110ZM109 187V188H110ZM115 187H116V185H115ZM121 187V186H120ZM130 186H128V188H129ZM132 187L131 188H129V189H131V190H133L134 188L135 189H137L136 187H134L133 189H132ZM149 187V186H148ZM161 187H163V186H161ZM170 187H171V185H170ZM178 187H181V186H178ZM177 187V188H178ZM190 187V186H189ZM245 187V186H244ZM256 187V186H255ZM6 188V187H5ZM14 188V187H13ZM16 188V187H15ZM117 188V187H116ZM119 188V187H118ZM123 188H124V186H123ZM127 188V187H126ZM164 188H165V185H164ZM181 188H183V187H181ZM184 188H186V187H184ZM191 188V187H190ZM221 188V187H220ZM254 188V187H253ZM24 189V188H23ZM22 189V190H23ZM31 189V188H30ZM55 189V188H54ZM58 189H60V188H58ZM75 189V188H74ZM99 189V188H98ZM102 189V188H101ZM112 189V188H111ZM121 189V188H120ZM125 189V188H124ZM134 189V190H135ZM142 189V188H141ZM141 189H137V190H140L141 191ZM167 189V188H166ZM179 189V188H178ZM177 189V190H178ZM194 189V187L192 188V190ZM198 189V188H197ZM196 189V190H197ZM211 189V188H210ZM245 189V188H244ZM255 189V188H254ZM16 190H17V192L18 191H20V190H18L17 188H16ZM27 190H29V188H27ZM38 190V189H37ZM36 190V191H37ZM94 190H95V188H94ZM144 189H142V191H143ZM177 190L175 189V191H176V193H177ZM186 190V189H185ZM195 190V191H196ZM208 190V189H207ZM212 190V189H211ZM246 190H247V188H246ZM253 190V189H252ZM6 191V190H5ZM11 191V190H10ZM10 191H8V194L10 193ZM32 191V190H31ZM54 191H56V190H54ZM106 191V190H105ZM113 191H115L114 189H113ZM117 191V190H116ZM130 191V190H129ZM146 191V192H147ZM171 191V190H170ZM187 191L188 190H186V193H187ZM242 191V190H241ZM15 192V191H14ZM38 192V191H37ZM89 192V191H88ZM104 192V191H103ZM102 192V193H103ZM107 192V191H106ZM123 192H125V190L123 191ZM133 192V191H132ZM131 192V193H132ZM143 193V192H141V194H142V196H145V195H147V193ZM161 192H163V193H165L166 191H164V190H162ZM171 192H173V191H171ZM170 192V193H171ZM178 192H180V191H178ZM200 193H201V196H203V192H201V190L199 191ZM207 192V191H206ZM251 192V191H250ZM249 192V193H250ZM255 192V191H254ZM24 193V192H23ZM66 193V192H65ZM118 193V192H117ZM116 193V194H117ZM120 193H121V190H120ZM125 193H127V191L125 192ZM134 193H135V191H134ZM167 193V192H166ZM176 193H175V195H176ZM182 193H183V191H182ZM191 193V192H190ZM223 193H226V190H225V192H223ZM252 193V192H251ZM2 194V193H1ZM6 194V193H5ZM4 194V196H2V197H4L5 198V195ZM7 194V195H8ZM71 194H72V192H71ZM70 194V195H71ZM75 193L73 192V195H74ZM104 194V193H103ZM107 194H109V193H107ZM112 194V193H111ZM114 194V193H113ZM113 194H112V196H113ZM115 194V195H116ZM128 194V193H127ZM135 194H137V192L135 193ZM219 194V193H218ZM222 194V193H221ZM229 194V193H228ZM14 195V194H13ZM10 196V197H14L13 199H15L16 200V196ZM36 195V194H35ZM35 195H33V196H35ZM59 195V194H58ZM63 195V194H62ZM105 195V194H104ZM110 195V194H109ZM119 196H120V194H118ZM192 195V194H191ZM238 195V194H237ZM1 196V195H0ZM23 196H25V195H23ZM29 196V195H28ZM37 196L38 195H36V198H37ZM64 196V195H63ZM75 196V195H74ZM103 196V195H102ZM126 196V195H125ZM132 196V195H131ZM164 196V195H163ZM166 196V195H165ZM168 196V195H167ZM187 196H189V195H187ZM261 196V195H260ZM60 197H61V195H60ZM121 197V196H120ZM148 197H149V195H148ZM154 197V196H153ZM172 197V198H173ZM207 197V196H206ZM220 197V196H219ZM218 197V198H219ZM225 197H226V195H225ZM241 197V196H240ZM264 197V196H263ZM20 198H21V196H20ZM41 198V197H40ZM52 198V197H51ZM102 198V199H101ZM126 198V197H125ZM147 198V196L145 197V199ZM190 198V197H189ZM210 198H211V196H210ZM210 198H208V199H210ZM217 198V197H216ZM26 199V198H25ZM38 199V198H37ZM50 199V198H49ZM49 199H48V202H49ZM56 199H58L57 197H56ZM60 199H63V198H59L58 200L60 201ZM72 199V198H71ZM164 199V198H163ZM183 199V200H182ZM194 199V198H193ZM196 199V198H195ZM205 199H207V198H205ZM212 199V198H211ZM211 199H210V201H211ZM220 199V198H219ZM232 199H233V197H232ZM244 199V198H243ZM2 200H3V198H2ZM2 200H0V201H2ZM58 200H55L54 202H58ZM63 200H65V199H63ZM114 200V199H113ZM117 200V199H116ZM134 200H136L137 201V199H134ZM213 200V199H212ZM217 200V199H216ZM252 200V199H251ZM250 200V201H251ZM6 201H8V200H6ZM36 201V200H35ZM47 201V200H46ZM53 201V200H52ZM101 201V202H100ZM126 201V200H125ZM128 201H130V200H128ZM134 202V203H137V202ZM142 201V200H141ZM201 202H203L202 200H200ZM208 201V200H207ZM209 201V202H210ZM219 201V200H218ZM226 201H227V199H226ZM229 201V200H228ZM249 201V200H248ZM9 202V201H8ZM14 203H15V201H13ZM42 202H44V201H41L40 203H42ZM56 202V203H57ZM68 202V201H67ZM78 202V203H79ZM150 202H149V205H150ZM170 202V203H171ZM186 202V201H185ZM200 202V203H201ZM221 202H222V200H221ZM220 202V204H222ZM5 203V202H4ZM12 203V202H11ZM31 203H34V201H32ZM53 203V202H52ZM52 203L50 202V204L52 205ZM60 203V202H59ZM65 203V202H64ZM70 203V202H69ZM69 203L67 204V205H69ZM101 203V204H100ZM117 203V202H116ZM127 203V202H126ZM146 203H147V201H146ZM192 203H194L193 201H192ZM198 203V202H197ZM204 203V202H203ZM202 203V204H203ZM224 203V202H223ZM229 203V202H228ZM237 203V202H236ZM246 203V202H245ZM23 204V203H22ZM38 204V203H37ZM43 204V203H42ZM55 204V203H54ZM202 204H200V205H202ZM238 204V203H237ZM1 205V204H0ZM4 206H5V204H3ZM20 205V204H19ZM23 205H25V204H23ZM30 205V204H29ZM34 205V204H33ZM46 205H48V204H46ZM46 205H44L45 206V208H46ZM66 205V204H65ZM114 205H115V203H114ZM128 205V204H127ZM126 205V206H127ZM131 205V204H130ZM146 205H148V203L146 204ZM168 205H170L169 203H168ZM167 204H166V206H168ZM206 205V204H205ZM16 206H17V204H16ZM34 206H36V205H34ZM37 206H39V205H37ZM53 206V205H52ZM51 206V207H52ZM132 206V205H131ZM138 206H137V208H138ZM158 206V207H157ZM187 206H189L188 204H187ZM212 206V205H211ZM221 206H224V204H222ZM228 206V205H227ZM248 206H249V203H248ZM11 207H12V204H11ZM133 207V206H132ZM146 207V206H145ZM159 207H161V208H159ZM183 207H186V206H183ZM192 207H194V206H192ZM196 207H197V205H196ZM204 207V206H203ZM217 207V206H216ZM219 207H220V205H219ZM225 207H226V205H225ZM250 207V206H249ZM248 207V208H249ZM251 207H253V206H251ZM261 207H262V205H261ZM1 208H2V206H1ZM5 208H7V209H9L7 206H5ZM18 208V207H17ZM25 208V207H24ZM28 208V207H27ZM39 208L41 209V205L39 206ZM52 208H54V206L52 207ZM65 208V207H64ZM68 208H69V206H68ZM116 208V207H115ZM124 208V207H123ZM122 208V209H123ZM126 208V207H125ZM147 208V207H146ZM166 208V207H165ZM169 207H167V209H168ZM172 208H173V206H172ZM198 209H199V207H197ZM205 208H207V207H205ZM211 208V207H210ZM229 208H230V206H229ZM11 210H12V208H10ZM15 209V208H14ZM29 209V208H28ZM39 209V210H40ZM44 209V208H43ZM46 209H50V208H46ZM59 209H62V208H59ZM70 209V208H69ZM110 209V208H109ZM118 209V208H117ZM134 209V208H133ZM170 209V208H169ZM168 209V210H169ZM212 209V208H211ZM210 209V210H211ZM222 209V208H221ZM227 209H228V207H227ZM238 209H240V208H238ZM241 209H243V208H241ZM245 209H246V207H245ZM244 209V210H245ZM18 210V209H17ZM37 210H38V208H37ZM36 210V211H37ZM42 210V209H41ZM54 210H55V208H54ZM57 210V209H56ZM65 210V209H64ZM73 211H74V209H72ZM119 210V209H118ZM139 210V209H138ZM184 210H185V208H184ZM187 210H190L189 208L187 209ZM199 210H201V212H202V209H199ZM247 210V209H246ZM263 210V209H262ZM1 211V210H0ZM3 211V210H2ZM43 211V210H42ZM41 211V212H42ZM48 211H50V210H48ZM52 211V210H51ZM59 211V210H58ZM57 211V212H58ZM68 211V210H67ZM135 211H136V208H135ZM171 211V210H170ZM174 211V210H173ZM196 211V210H195ZM222 211V210H221ZM219 212V215L220 216H222L223 217V213L222 212ZM252 212H253V210H251ZM264 211V210H263ZM5 212H6V210H5ZM13 212V211H12ZM43 212H45V211H43ZM47 212V211H46ZM54 212V211H53ZM56 212V214H55V216L58 214ZM59 212H61L62 213V210H60ZM103 212L101 213V214H103ZM211 212V211H210ZM224 212V211H223ZM230 209H228V210H226V214L229 216L230 215ZM256 212H258V210L256 211ZM7 213V212H6ZM9 213V212H8ZM27 213V212H26ZM32 213V212H31ZM48 214H49V212H47ZM65 213V212H64ZM68 213V214H69ZM113 213V212H112ZM182 213V212H181ZM10 214V213H9ZM14 214V213H13ZM12 214V215H13ZM54 214V213H53ZM53 214H50L51 215V217H53L54 215ZM198 214V213H197ZM203 214H204V212H203ZM231 214H233V213H231ZM3 215V214H2ZM17 215V214H16ZM19 215V214H18ZM17 215V216H18ZM21 215V214H20ZM28 215V214H27ZM33 215V214H32ZM31 215V216H32ZM43 215H45V214H43ZM43 215H41V217L43 216ZM53 215V216H52ZM186 215V214H185ZM211 215V214H210ZM208 213H205L204 214V219L206 218H210L211 216H210ZM218 215V216H219ZM235 215V214H234ZM264 215V214H263ZM11 216V215H10ZM26 216V215H25ZM38 216V215H37ZM46 216V215H45ZM48 216V215H47ZM72 216V217H71ZM197 216V215H196ZM196 216H194V217H196ZM202 216V215H201ZM213 216V215H212ZM232 216V215H231ZM236 216H238V215H236ZM23 217V216H22ZM30 217V216H29ZM28 217V218H29ZM59 217V216H58ZM63 217V216H62ZM62 217H60V218H62ZM65 217H67V214H66V216ZM78 217H80V220L79 221H77V223H75V220H77V218ZM193 216H192V214L190 213V214H187V218H189V219H193L194 220V218H192ZM215 217H217V216H215ZM225 217V216H224ZM242 217V216H241ZM257 217V216H256ZM255 217V218H256ZM263 217V216H262ZM12 218V217H11ZM10 218V219H11ZM18 218H19V216H18ZM31 218V217H30ZM29 218V219H30ZM34 218V217H33ZM39 218V217H38ZM43 219H44V217H42ZM46 218H48V217H46ZM56 217H54L53 219H55ZM64 218V217H63ZM62 218V219H63ZM179 218H180V216H179ZM178 218V219H179ZM197 218V217H196ZM246 218H248V217H246ZM26 219V218H25ZM50 219V218H49ZM59 219V218H58ZM61 219V220H62ZM67 219V218H66ZM156 220L155 222H156V226L155 227H153L152 225L150 226L149 225V223H151L150 221L151 220ZM205 219V220H206ZM224 219H226V218H224ZM27 220V219H26ZM31 220H33V219H31ZM41 221H42V219H40ZM45 220V219H44ZM56 220L57 219H55V220H53V221H55V223H56ZM64 220V219H63ZM177 220V221H176ZM201 220V219H200ZM210 220V219H209ZM227 220V219H226ZM252 220V219H251ZM251 220H250V222H251ZM255 220V219H254ZM254 220H252V221H254ZM25 221V220H24ZM48 221V220H47ZM53 221H51V223L53 222ZM59 221V220H58ZM184 221V220H183ZM241 221V220H240ZM243 221V220H242ZM247 221V220H246ZM261 221V220H260ZM10 222H11V220H10ZM10 222H9V220H7V218L5 217V216H1L0 215V262H2L3 264H9V256H10V250H11V246H12V248L14 249V247H13V240H14V238H16V237H12L11 235H10ZM17 222V221H16ZM20 222V221H19ZM21 222H23V220L21 221ZM20 222V223H21ZM30 222H34V221H30ZM63 222V221H62ZM65 222V221H64ZM154 222V221H153ZM180 222L182 223V221L180 220ZM190 222V221H189ZM204 222V221H203ZM206 222V221H205ZM207 222L208 223H206V224H203V226L204 227H206V228H208V229H210V232L211 233H216V234H218L219 232H221L220 230V227H219V225L221 224H219L218 225V223L214 220V219H211L210 221H208L207 220ZM222 222H224L225 223V220L224 221H222ZM256 222V221H255ZM254 222V223H255ZM35 223H36V221H35ZM38 223V222H37ZM41 223V222H40ZM39 223V224H40ZM54 223V222H53ZM59 223V222H58ZM181 223H180V225H181ZM184 223V222H183ZM227 223V222H226ZM238 223V222H237ZM253 223V224H254ZM60 224V223H59ZM82 224V223H81ZM155 224V223H154ZM188 224V223H187ZM191 224V223H190ZM190 224H188L189 226H190ZM229 224V223H228ZM240 224V223H239ZM239 224H238V226H239ZM20 225V224H19ZM32 225V224H31ZM42 225V224H41ZM40 225V226H41ZM57 225V224H56ZM131 225V224H130ZM183 225V224H182ZM182 225L180 226V227H182ZM201 225V224H200ZM199 225V226H200ZM257 225V224H256ZM16 226V225H15ZM21 226V225H20ZM33 226V225H32ZM39 226V225H38ZM39 226V227H40ZM43 226V225H42ZM45 226V225H44ZM54 226V225H53ZM60 226H62V225H60ZM65 226V225H64ZM85 226V225H84ZM105 226V225H104ZM106 226H107V224H106ZM109 226V225H108ZM196 226H198V224L196 225ZM221 226V225H220ZM237 226V227H238ZM255 226V225H254ZM253 226V227H254ZM259 226H260V223H259ZM28 227V226H27ZM34 227V226H33ZM32 227V228H33ZM39 227H34V229L36 228H39ZM87 227V228H88ZM98 227V226H97ZM129 227V226H128ZM175 227H176V229H175ZM184 227V226H183ZM186 227V226H185ZM188 227V226H187ZM203 227V228H204ZM225 227V226H224ZM44 228V227H43ZM41 229V230H44V229ZM59 228V227H58ZM61 228V227H60ZM179 228V227H178ZM192 228V227H191ZM196 228V227H195ZM199 228V227H198ZM241 228V227H240ZM36 229L34 230V231H36ZM47 229H48V227L46 228V231H47ZM50 230H51V232H53V231H55V235L54 236H56V233H60V234H62L63 233V230L62 229H57V228H55L54 230H53V228H49ZM100 229V228H99ZM104 229H106V227L104 228ZM182 229V228H181ZM225 229V228H224ZM248 229V228H247ZM246 229V230H247ZM256 229V228H255ZM25 230V229H24ZM30 230V229H29ZM37 230H39V229H37ZM40 230V231H41ZM84 230H87V229H84ZM188 230H189V228H188ZM191 230V229H190ZM240 230V229H239ZM242 230V229H241ZM23 231V230H22ZM49 231V230H48ZM78 231V232H77ZM97 231H98V228H97ZM97 231H95V232H97ZM186 231H187V228H186ZM194 231V230H193ZM236 231V230H235ZM249 231V230H248ZM252 231V230H251ZM18 232V231H17ZM31 232V231H30ZM83 232V231H82ZM85 232V231H84ZM90 232V231H89ZM88 232V233H89ZM101 232V231H100ZM121 232H124V231H121ZM195 232V231H194ZM206 232H207V230H206ZM222 232L223 233H225L226 234V232H224L223 230H222ZM221 232V233H222ZM259 232H261V231H259ZM42 233V232H41ZM44 233H46L45 231H44ZM80 233V232H79ZM86 233V232H85ZM84 233V234H85ZM93 233V232H92ZM236 233V232H235ZM244 232H242L241 234H243ZM253 234H255L254 232H252ZM262 233H263V231L261 232V233H258V235H262ZM20 234V233H19ZM25 234V233H24ZM28 233H26V235H27ZM47 234V233H46ZM51 233H49V235H50ZM143 234V235H144ZM207 234L209 235V233L207 232ZM207 234H205L204 233V235H207ZM232 234H234V233H232ZM239 234V233H238ZM34 235V234H33ZM40 235V234H39ZM43 235V234H42ZM48 235V236H49ZM63 235V234H62ZM79 235H81V234H79ZM90 235H91V233H90ZM116 235V234H115ZM199 235V234H198ZM207 235V236H208ZM221 236H222V234H220ZM220 235H216V236H219V238H220ZM237 235V234H236ZM235 235V236H236ZM240 235V234H239ZM245 234H243V236H244ZM24 236V235H23ZM37 236V235H36ZM61 235H58L57 237H60ZM83 236V235H82ZM189 236V235H188ZM191 236V235H190ZM211 236V235H210ZM225 236V235H224ZM229 236H230V234H229ZM228 235H227V237H229ZM242 236V237H243ZM41 237V236H40ZM39 237V238H40ZM46 237V236H45ZM52 237H53V235H52ZM64 237V236H63ZM85 237H86V235H85ZM214 237V236H213ZM232 237V236H231ZM245 238H247L246 236H244ZM249 237V236H248ZM263 237V236H262ZM21 238V237H20ZM24 238V237H23ZM33 238H35L34 236H33ZM38 238V239H39ZM48 238V237H47ZM50 238V237H49ZM61 238V237H60ZM93 238V237H92ZM188 238V237H187ZM186 238V240H187V242H188V239ZM197 238V237H196ZM224 238H226V236L224 237ZM235 238H237V237H235ZM234 238V239H235ZM253 238V237H252ZM42 239V238H41ZM113 239H115V240H113ZM183 239H184V237H183ZM194 239V238H193ZM209 239V238H208ZM215 239V238H214ZM233 239V240H234ZM240 239V238H239ZM255 239V238H254ZM27 240H30L28 237H27ZM48 240V239H47ZM53 240V239H52ZM65 240V239H64ZM176 240V241H175ZM201 240V239H200ZM210 240V239H209ZM226 240H228V239H226ZM232 240V241H233ZM243 240H245V239H243ZM257 240V239H256ZM264 240V239H263ZM25 241V240H24ZM30 241H32V239L30 240ZM30 241L29 242H27V241H25V242H27V244L28 245H30L29 243H30ZM50 241H51V239H50ZM56 241H57V239H56ZM59 241V243L61 244L62 243V240H61V242H60V240H58ZM58 241L56 242V243H58ZM75 241V240H74ZM126 241V240H125ZM150 241H152V243H150ZM183 241H185V240H183ZM191 241H192V239H191ZM204 241V240H203ZM214 241V240H213ZM242 241V240H241ZM258 241V240H257ZM20 242V241H19ZM44 242H46V241H44ZM44 242H43V244H44ZM69 242V241H68ZM67 241H66V243H68ZM76 242V241H75ZM132 242H134V241H132ZM190 242V241H189ZM198 242V241H197ZM215 242V241H214ZM233 242H235V241H233ZM245 242V241H244ZM255 242V241H254ZM264 242V241H263ZM17 243V242H16ZM32 243V242H31ZM42 243V242H41ZM40 243V244H41ZM53 243V242H52ZM51 243V244H52ZM54 243H55V240H54ZM128 243V242H127ZM191 243V242H190ZM199 243V242H198ZM226 243V242H225ZM229 243H231V242H229ZM236 243V242H235ZM19 244V243H18ZM43 244H42V246H43ZM60 244H56L58 247H60V248H62L63 246H61ZM73 244V243H72ZM128 244H130V243H128ZM183 244V243H182ZM182 244H180V245H182ZM205 245H206V242L204 243ZM231 244H233V243H231ZM246 244V243H245ZM253 244V243H252ZM15 245V244H14ZM23 245V244H22ZM53 245V244H52ZM65 245H68V244H64V248L65 247H67V246H65ZM73 245H75V244H73ZM220 245V244H219ZM236 245V244H235ZM25 246V245H24ZM48 246V245H47ZM57 246H55V249H57L56 247ZM122 246V245H121ZM128 246V245H127ZM176 246H173V247H176ZM207 247H208V245H206ZM221 246V245H220ZM226 246V245H225ZM35 247H36V245H35ZM53 247V246H52ZM52 247H51V245H50V248L52 249ZM73 247V246H72ZM133 247V246H132ZM192 247H193V245H192ZM206 247V248H207ZM221 247H223V246H221ZM231 247H233V246H231ZM240 247V246H239ZM249 247H251V246H249ZM256 247V246H255ZM34 248V247H33ZM50 248H48V249H50ZM59 248V249H60ZM69 248H70V246H69ZM141 248V247H140ZM224 248V247H223ZM228 248V247H227ZM226 248V250H228ZM257 248V247H256ZM256 248H255V250H256ZM19 249V248H18ZM45 249V248H44ZM51 249L49 250L50 252H51ZM59 249H57V251L59 250ZM66 249V248H65ZM109 249H110V251H109ZM115 249V248H114ZM183 249V248H182ZM185 249H189L188 247L187 248H185ZM184 249V250H185ZM210 249V248H209ZM221 249V248H220ZM236 249V248H235ZM249 249H251V248H249ZM253 249V248H252ZM258 249V248H257ZM32 250V249H31ZM69 251V250H72V249H66L65 251ZM129 250V249H128ZM180 250V249H179ZM194 250V247H193V249H192V251H190L192 254L193 253H196L195 251H193ZM205 250V249H204ZM224 250V249H223ZM237 250H238V248H237ZM240 250V249H239ZM25 250H24V247H23V251H22V257L24 256L25 257V259H27L28 258V254L27 253H25L24 252ZM35 251V250H34ZM36 251H38L37 250V248H36ZM43 251V250H42ZM54 252H52V253H54L55 254V256H57L58 254V252H56L55 250H53ZM73 251V250H72ZM71 251V252H72ZM77 251H75V253L77 252ZM113 251V250H112ZM115 251V250H114ZM113 251V252H114ZM177 251V250H176ZM173 252L174 254L175 253H178V252ZM196 251H197V249H196ZM211 251V250H210ZM214 251V250H213ZM219 251V250H218ZM250 251V250H249ZM17 252V251H16ZM24 252V253H23ZM56 252V253H55ZM61 252V251H60ZM59 252V253H60ZM71 252L69 251V253L71 254ZM74 252V251H73ZM72 252V253H73ZM133 252V251H132ZM134 252H135V250H134ZM160 252V251H159ZM158 252V253H159ZM161 252V253H162ZM183 252V251H182ZM188 252H189V250H188ZM198 252V251H197ZM206 252V251H205ZM31 253V252H30ZM47 253H48V250H47ZM46 253V254H47ZM68 253V252H67ZM74 253V254H75ZM81 253H78V254H81ZM126 253H128L127 251H126ZM160 253V254H161ZM190 253V254H191ZM245 253V252H244ZM43 254H44V251H43ZM61 254V253H60ZM99 254V253H98ZM115 254V253H114ZM183 254V253H182ZM209 254V253H208ZM224 254V253H223ZM51 255V254H50ZM73 255V254H72ZM77 255V254H76ZM147 255V254H146ZM172 255V254H171ZM179 255V254H178ZM185 255V254H184ZM189 255V254H188ZM199 255H200V253H199ZM219 255V254H218ZM248 255H249V253H248ZM255 255V254H254ZM32 256V255H31ZM39 256H40V254H39ZM42 256V255H41ZM53 256V255H52ZM52 256H50V258H52ZM61 255H59L58 256V258L60 257ZM74 256V255H73ZM79 256V255H78ZM81 256V255H80ZM101 256V255H100ZM104 256V255H103ZM148 256V255H147ZM170 256V255H169ZM169 256H168V258H169ZM186 256V255H185ZM208 256V255H207ZM215 256H217V255H215ZM221 256H222V254H221ZM228 256V255H227ZM242 256V255H241ZM263 256V255H262ZM19 257H21V256H19ZM43 257H44V255H43ZM42 257V258H43ZM46 258H48L47 256H45ZM44 257V258H45ZM61 257H64V255H62ZM82 257V256H81ZM89 257V256H88ZM156 257V256H155ZM190 257V256H189ZM197 257V256H196ZM203 257V256H202ZM201 257V258H202ZM218 257H220V256H218ZM44 258H43V260H44ZM54 258H57V257H54ZM66 258H68L66 255H65V258H63V259H61L60 258V261L63 263V261H65L66 260ZM70 258H72L71 257V255H70V257L67 259V262H68V260L70 261V263H71V261H74L75 262V260L76 259H71L70 260ZM74 258V257H73ZM76 258V257H75ZM78 258V257H77ZM93 258V257H92ZM95 258V257H94ZM98 258V257H97ZM181 258H183V257H181ZM204 258V257H203ZM202 258V259H203ZM214 258V257H213ZM258 258V257H257ZM12 259H16V257H14V258H12ZM19 259V258H18ZM17 259V260H18ZM38 260H39V258H37ZM81 259L82 258H80L79 257V259H78V261L80 260L81 261ZM96 259V258H95ZM101 260H104V259H102V258H100ZM160 259V258H159ZM178 259V257H176V258H174V260L172 261H170V263L169 264H185V262H183V260H184V258H183V260L182 261H180L179 263H178V261L177 262H174V261H176ZM200 259V258H199ZM216 259V258H215ZM215 259L213 260L214 262H215ZM248 259V258H247ZM37 260V261H38ZM47 260V259H46ZM63 260V261H62ZM84 260V259H83ZM93 260V259H92ZM92 260H89V261H92ZM101 260H99V261H101ZM109 260V259H108ZM148 260V259H147ZM186 260V259H185ZM184 260V261H185ZM191 260V259H190ZM192 260H193V258H192ZM220 260V259H219ZM25 261V260H24ZM41 261V260H40ZM39 261V262H40ZM50 261H52V260H50ZM50 261L49 262H46L47 264L48 263H50ZM79 261V262H80ZM88 261V262H89ZM95 261V260H94ZM105 261V260H104ZM104 261H102L103 263H104ZM106 261H107V259H106ZM166 261V260H165ZM187 261H189L188 259H187ZM240 261V260H239ZM254 261H256L254 258H253V262ZM26 262H28V261H26ZM36 262V261H35ZM44 262V261H43ZM56 262H58V261H56ZM66 262V263H67ZM82 262V261H81ZM85 262V261H84ZM149 261H147V263H148ZM168 262V261H167ZM220 262V261H219ZM242 262H243V259H242ZM241 262V263H242ZM244 262H245V259H244ZM260 262V261H259ZM2 263H0V264H2ZM34 263V262H33ZM38 263V262H37ZM46 263H43V264H46ZM65 263V262H64ZM63 263V264H64ZM94 263V262H93ZM110 263V262H109ZM109 263H105V264H109ZM152 263H153V261H152ZM189 263H190V261H189ZM207 263H209V262H207ZM263 263V262H262ZM16 264H18V263H16ZM26 264V263H25ZM36 264V263H35ZM51 264V263H50ZM72 264V263H71ZM74 264V263H73ZM76 264V263H75ZM81 264V263H80ZM83 264H87V263H83ZM88 264H90V263H88ZM148 264H150V263H148ZM161 264V263H160ZM164 264V263H163ZM191 264H193V262H191ZM200 264V263H199ZM202 264H205V263H202ZM216 264V263H215ZM219 264V263H218ZM250 264V263H249ZM252 264V263H251Z\"/></svg>",
    "mask_w": 264,
    "mask_h": 264
}]
</instances>
